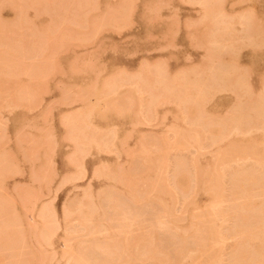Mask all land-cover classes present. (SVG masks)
Masks as SVG:
<instances>
[{
    "label": "rangeland",
    "instance_id": "374dc122",
    "mask_svg": "<svg viewBox=\"0 0 264 264\" xmlns=\"http://www.w3.org/2000/svg\"><path fill=\"white\" fill-rule=\"evenodd\" d=\"M5 0H3V1H1L0 0V3L2 4V3H4L3 5H5V6H3V5H1V11H0V17L2 18V19H4V20H6V22H4L3 20L2 21H0L1 22V25H2V22L4 23L3 24V28H1L0 30H1V32H3V31H5V32H3V33H1L0 32V42H3L5 39H2L5 35H6V33H7V36H6V38H7V40L6 41H4V42H6V43H10V41H8V38L9 37H11V40L13 41L14 40V44H16V47L15 46H13V45H11L12 47H10V48H8L7 49V47H6V45H4V48L5 49H2L3 48V45L0 43V49H1V52L3 53H1L0 52V54L3 56V59H4V56L7 54L5 51L3 52V50H6L7 52H9V51H12L11 53L9 52V54H7L8 55V57L7 56H5V57H7V58H5L4 59V61L5 60H9V59H11V60H14V61H12L11 63L13 64V65H11V63L9 62V61H7V63L9 62L10 63V65H8V64H6V61H5V64H6V70H4L2 67H0L1 69H2V71L3 72H5V74H6V76H8V77H5V75H3V76H0V141H2L3 140V142H0V145H1V150H0V152L2 153H0L2 156L0 157V159L2 158V160H3V163L2 164H4L6 161V158H7V162H6V164L8 163V164H10V163H12V167L13 168H16V169H12L13 170V173L14 174H12L11 172L12 171H10V169L9 170H7V171H10V173H11V175H10V173H8L7 172V174L4 172L3 173V175L4 174H6V176H5V179L3 178L2 179V177L3 176H0L1 178V180H0V184H1V187H3L5 190H6V195H7V193L10 195V196H12V198H13V200H11L12 198H10L8 195V198L11 200V201H14V199H15V202H14V204L13 205H15V210H17L18 211V215L17 216H20L19 218L17 217V216H15L16 218H18V219H20V221H22L21 223H22V225L21 224H19V226H20V228H18L19 226H16V227H9L10 228V230L9 231H11L13 228H14V231H15V233H16V236H17V234H18V238H21V239H25L26 240V242H27V247H28V245H29V248L30 249H28L27 251H26V249L24 250V248L21 246V245H18V244H21L18 240H20V239H18L17 240V237L16 236H14L15 235V233L13 232V235H12V233H11V235L12 236H14V237H16V240L14 241L13 239V237L11 238V235H10V233L9 234H7L9 231H6V234L7 235H10V237L9 236H6L5 237V240H4V238H3V235L5 234V232H3L2 234L3 235H0V237L2 236V238H3V240L1 239V242H0V244H1V246L0 247H4V248H0V264H10V261H11V264L13 263L14 264V261L12 262V259L11 260H8L9 258H11V257H13V256H17L18 254V256L16 257V259L18 258V259H21L22 261H23V263H25L26 261L25 260H27L28 261V263L27 264H30V261H31V259L30 258H33L34 260H32L33 262H31V264H40V261H43V260H45V259H50V258H48V257H51L52 258V256H53V253L55 252V254H56V256L54 255V259L52 258L51 260L52 261H49L48 260V262L49 263H51V264H63L64 263V261L61 259V258H59V257H61V256H63V253H66V254H64L65 256H63L64 258H67V256L69 255V253L67 254V250H69V248H71V247H73L74 249V251H73V253H74V256L75 255H77V253H75V252H78V251H80V248H82V249H84L85 251H86V249H87V251L88 250H91V251H88L89 253H91L92 252V250L94 249L92 246L93 245H96V244H101V243H104V244H110L111 243V245H117V247L119 248V249H121V250H123L124 248V252L123 253H121L120 251H119V254H122L121 256L119 255V256H116V258L112 261V264L114 263V264H156V262L158 263L159 261L158 260H160L161 262H160V264L162 263L163 264V262H164V264H224V263H227L228 262V260H230L229 258L231 257V253H233V249H235L236 248V245H237V243H238V241H240V240H238V239H246V234L244 233V234H241V235H243L242 237L243 238H241V236L240 235H236V233H235V230H236V228L239 226V225H241V218L243 217V216H253V215H255V216H257V218L255 219L254 217L255 216H253V218L255 219V220H257V219H261L262 218V215L264 216V214H262V213H260V209H258V207H257V209H255L254 210V208H256V206H259L260 207V205L262 204L261 202H263L264 203V186H261V187H263V188H261V187H257V185H254V181H249V182H251V183H249L248 185L246 184V185H244L243 186V188L245 189V191L246 192H244V190H243V188L242 189H234L233 190V188H230V183H232L231 181H230V179H232L233 177H234V175H235V173L233 174V175H231V173H233V172H235L236 171V175L235 176H237L238 175V173L240 172V171H245V169H247V168H249L250 166H251V168L250 169H252V168H256V165H255V167L253 166V164H256L255 163V159H257V158H255V157H252V158H250V156H248V153H244V155L243 154H241L240 153V155L238 154V156H234V155H232V156H222L221 154V157H219V159H217L216 160V153L215 152H218V154H219V151H217L218 149L221 151L222 150V152H223V149L222 148H224L225 147V142H229V141H231V144L234 142V143H236V139H238L239 137H242V139H244V140H242L241 141V143H238V145H239V147L242 149V150H245V152H248L249 150H250V147L252 148V144L255 146V144H254V139H255V137L258 135V134H260V135H262L263 133H261L260 132V129L258 128V126H257V128H253L254 130H252V131H249V129L247 128V130H245V126L247 127V125H245L246 124V122L244 123L243 122V124L245 125V126H243L242 124L240 125V126H243V133L245 134V133H248V138H247V136H245L244 134L241 136V135H235L236 133H234V131H232V129L235 127V126H237V124L236 123H234V125H229V127L231 128V127H233V128H231V130H230V128L228 127V129L230 130V134H228L227 135V132L225 131L224 133H223V136H222V134L221 133H219L218 134V132L216 133V131L214 132V130H216V129H220L219 128V125H218V123H221L222 121H224V120H226V119H229V116H233V115H235V116H238V114L240 113H242V111L243 112H245V114H241V115H239L238 117H240L241 118V116L242 115H244L243 117L244 118H242V119H240L241 121L242 120H244L245 119V121H247V117H249L248 116V114L249 115H251V110L253 111V113H254V109H252V104L254 105V103H252V101H254L255 102V100H253V99H256V98H258L257 97V92L255 93V88L254 89H251L250 88V86L248 85V87H249V89L246 87V86H244L242 89L240 88V90H238V89H235L234 91H236L235 93L237 94H239L240 96H234V92H231V94H229L230 92V90H228L229 88H224L223 89V91L225 90V91H228L226 94H225V91H224V94L223 93H218V92H222V90H219V91H211V93H214L215 94V98H216V100L218 99V101H217V104H215V111L213 112H211V110H210V112H207V110L205 109H203L204 110V112H202V113H205L204 114V118L202 117V119L203 120H201V116H199L198 114H200L201 112L200 111H203V110H197L198 112H195V114H193V110L192 109H190V107L189 106H191V104H189L188 106H185L184 104V106H185V108H182L183 107V105H181L180 103H174V100H177V102L179 101V99H182V103H184V101H185V99L186 98H190V99H192V98H195V99H197L200 95H199V93H197V88H196V90H195V92H194V94L193 95H191V96H189L188 94H184L183 96L185 97V99H184V97H179V95L177 96V97H175V95L173 94V92L175 91L176 92V86H174V85H177V84H182V82H183V84H185V81H187V78H186V76H188V78H191V77H193L192 75H194V77L193 78H195V79H198V78H200V79H198V80H200V82H202L201 80H203L204 82L203 83H205V80L204 79H209V78H205L206 76L207 77H209V75L208 74H210V72H212V69L214 68V67H211V66H213L212 64H214V66L216 65V68L218 69V66H219V68H224V66H222V64L220 63V62H218V59H214V58H207L206 57V55L208 54V48H210V49H213L214 47H216V45L218 46V44H220L218 47L219 48H223L224 47V45H223V43L221 44L220 43V41H219V43L218 44H209V43H207V39L205 38V40H204V37H206V34H205V31L207 30V28H203V23H202V21L200 22V19L198 20V18H199V11H198V8H201V6H195L196 7V10H197V12L195 11V10H191V11H187L186 9H189L188 7H185L186 6V3L184 4L183 2L182 3H180V1L179 0H136V1H133V2H131L132 3V5H133V8L135 7V9H134V15H137V16H139V20H136V18L134 19V17L132 16L130 19H132L131 21L133 22L134 21V23H132L130 26L131 27H129L128 26V28L126 27V28H124V29H122L121 31L120 30H115V28L112 30V28H110L108 31H106V32H104L103 30H105V29H107V28H105V29H102V30H98L97 31V28H96V30H94L95 29V27H97L96 25L94 26V24H99V21L101 22L102 21V19H106L107 17H110V16H108V15H110L111 14V12H110V14H106L107 16L104 18L103 16H105V13L106 12H108L109 10L110 11H113V9H115V14H116V12H117V10H119V8L117 9V7H121L120 5L121 4H123V2H125V3H127V1H123V0H118V2H119V4H118V2H117V0H97L98 1V4H96V6L98 5V9H96V10H98V11H96L95 10V8H94V12L92 11L91 12V6L89 5V4H92L93 5V3H94V1H92V0H87V1H89V3L85 0H83V3L82 2H80V0L78 1V0H67V1H65V0H62V1H65V2H62L61 0H60V2L58 3V1L59 0H50V2L52 1L53 3H52V5L50 6V5H48V3H49V0H45V1H48L47 3H43L42 4V0H13V1H11V4L12 5H9L8 4V2L6 3V1L4 2ZM7 1H9V0H7ZM9 1V2H10ZM16 1V2H15ZM17 1H20V2H17ZM29 1V2H28ZM33 1L34 3H37L36 1H38V6L40 5V6H42V8L39 6H37V8H35V4L34 3H31V2ZM44 1V2H45ZM54 1H56L55 3H57V5L54 3ZM78 1V2H77ZM82 1V0H81ZM123 1V2H122ZM162 1H163V3H162ZM165 1H166V4L167 5H170V6H168V7H166V4H165ZM195 1V0H194ZM197 1V3L196 4H198V1H199V3H201V1L200 0H196ZM239 1H241V3H243V0H239ZM239 1H238V3H239ZM23 2V3H22ZM76 2V3H75ZM87 2V3H86ZM91 2V3H90ZM96 2V1H95ZM234 2L236 3L237 1L236 0H233V4H234ZM30 3L34 6H31L30 5ZM61 3H63L62 5H61ZM82 3V4H81ZM105 3V4H104ZM107 3V4H106ZM111 3V4H110ZM203 3V2H202ZM6 4H8L9 5V7L8 6H6ZM24 4H26V5H24ZM28 4V5H27ZM65 4V5H64ZM77 4V5H76ZM84 4H86L85 6H84ZM89 6H88V5ZM115 4V5H114ZM149 4V5H148ZM159 5V7H160V9L158 10V6H156V5ZM161 4H163L164 6V8L162 7L161 8ZM195 4V5H196ZM220 3H218L217 5L219 6L218 7V9H216V12L214 11V16H212V17H214V19L213 20H211V22L213 21V22H216V21H214L215 19L218 21L219 19H217V18H220L221 16H222V13H223V11L222 10H220V7H221V5H219ZM16 5V6H15ZM32 7H30V6ZM54 5H56L57 7H59L58 9H52L51 7H53V8H57L56 6L54 7ZM65 6V8L63 7V9H61V7L60 6ZM71 5V6H70ZM112 5V6H111ZM118 5V6H117ZM144 5V6H143ZM175 5H177L178 7H181V8H174L173 6H175ZM199 5V4H198ZM201 5V4H200ZM11 6H12V8H11ZM18 6V7H17ZM28 6H29V8H28ZM43 6H44V9H43ZM47 6H48V8L50 7V13L52 12V10H53V12L54 13H49V12H47V11H49V10H47ZM72 6H74L75 8H76V6L79 8L78 10H77V13H76V10H72V8L74 9V7H72ZM95 6V5H94ZM93 6V7H94ZM107 6H111L113 9L111 10L109 7H108V11H106L107 10ZM116 7V8H114V7ZM123 6V5H122ZM146 6H148L147 8H145ZM3 7V8H2ZM6 7V8H5ZM17 7V8H16ZM26 7V8H25ZM166 7V8H165ZM9 8L11 9V10H9ZM28 8V9H27ZM35 8V9H34ZM40 8L42 9L41 10V12H43V10H45L46 12L45 13H41V12H39L40 11ZM46 8V9H45ZM71 8V9H70ZM88 8H89V10H88ZM150 8H151V10H150ZM154 8V9H153ZM157 8V9H156ZM17 9V10H16ZM22 10V9H24V11H26V10H28V12L26 13V12H24V11H21V13L19 14L20 16H16V13L17 12H19V10ZM32 9V10H31ZM59 9H60V11H59ZM171 9V10H170ZM174 9H176L177 10V12L176 11H173ZM183 9H185V10H183ZM15 12H14V11ZM63 10V12H61ZM81 10V11H80ZM87 10V12L85 13V11ZM106 12H105V11ZM144 10H146V11H144ZM149 10V12H148V14H152L153 12L155 13V14H152V15H147L146 13H147V11ZM219 10H220V12H219ZM58 11V12H57ZM65 11V12H64ZM71 11V12H70ZM74 11V12H73ZM79 11H80V13H82V18H87V16H86V14L88 15V12H89V14L91 13L92 15L91 16H89V18H91L92 16V18H93V23H94V21L99 17V13L101 12V11H104V15H102V16H100L98 19H99V21L98 20H96V21H98L97 23H94L92 26H94V29H93V27L91 26V20L92 19H90V21L88 22V24L87 25H84V24H86L85 22H87V20L86 19H83L84 21H82V18H79V19H81V21H82V24H79L80 22L77 20V17L79 16V15H81V14H78L79 13ZM84 11V12H83ZM121 11V10H120ZM144 11V12H143ZM159 11V12H158ZM14 12V13H13ZM37 12V13H36ZM60 12V13H59ZM69 12V13H68ZM95 12H98V13H96V16H98V17H95ZM172 12H173V14L175 13L176 15H178L177 17H176V15L174 16L173 14H172ZM217 12H219L218 14H215V13H217ZM24 13V14H23ZM32 13H36L37 15H35V14H33V16L35 15V16H37L38 18H37V20H35L36 18H34V20H32L33 22H31L30 20H31V18L33 19V17H32ZM49 15H48V14ZM58 13H59V15H58ZM75 13V14H74ZM94 13V14H93ZM118 13V12H117ZM157 13V14H156ZM160 13V14H159ZM243 13V12H242ZM21 14H23L22 15V17H21ZM26 14V19H24L23 18V16ZM47 16H46V15ZM58 15V17H57V15ZM60 14H62L61 16H60ZM71 14V15H70ZM73 14V15H72ZM103 14V13H102ZM146 14V15H145ZM172 16H171V15ZM236 14H238V15H236ZM235 14V17L233 16V20L231 21L230 20V18L229 19H227L229 16H226L227 18L226 19H224L225 17H222V21H224V22H227V20H230L229 22H228V25H229V23L232 25V24H235V22H238L239 23V21H235V20H237V19H239V17H240V14H241V12H237ZM41 15V17H39ZM50 15H51V18H53V16L55 17L56 16V18H53V19H50L49 17H50ZM75 15V16H74ZM101 15V14H100ZM112 15V14H111ZM119 15V14H118ZM155 15H159L160 16V18H159V16H154ZM168 15H170V17H168ZM223 15H224V13H223ZM5 16H7V17H5ZM27 16L29 17V19L27 18ZM12 17V18H11ZM13 17H14V19H13ZM19 17H21V20L22 21H20V18ZM31 17V18H30ZM62 17V18H61ZM64 17V18H63ZM76 17V18H75ZM81 17V16H80ZM102 17V18H101ZM149 17V18H148ZM152 18V20L154 21V22H152L151 23V21L152 20H148V19H151ZM165 17V18H164ZM173 19H172V18ZM187 17H189L188 19H187ZM192 17V18H191ZM195 17V18H194ZM7 18H10V19H8L7 20ZM19 18V19H18ZM73 18V19H72ZM100 18H101V20H100ZM146 18H147V20H146ZM156 18H158V19H156ZM179 19V21H178V19ZM237 18V19H236ZM24 19V20H23ZM45 19H46V21H49V22H46L45 21ZM49 19V20H48ZM64 19H66L67 20V22H66V20H64ZM167 19V20H166ZM186 19V20H185ZM192 19H194V20H192ZM12 21V22H10V23H8V21ZM16 20H18V21H16ZM52 20V21H51ZM53 20H55V23L57 22V20L59 21V24H61V25H59L58 23L57 24H54V23H52V22H54ZM63 20V21H62ZM71 20V21H70ZM75 20H77V22H75V23H72V22H74ZM171 20V21H170ZM20 21V22H19ZM38 21V22H37ZM61 21H62V23H61ZM64 21H65V23H64ZM68 21H70V22H68ZM95 21V22H96ZM149 21V22H148ZM173 21H175V22H173ZM178 21V22H177ZM199 21V22H198ZM235 21V22H234ZM18 22V23H17ZM22 22V23H21ZM23 22H24V24L25 25H23ZM147 22H148V24H147ZM165 22V23H164ZM183 22H184V24H183ZM196 22V23H195ZM205 23H204V25H208V23L206 22V21H204ZM219 22V21H218ZM6 23V24H5ZM28 23H29V25L31 26V28H32V26L34 27L35 25L36 26H38V23H40V27H38L40 30H38V28H36V26L34 27V28H36V33H38L39 34V32H41V31H43V32H41L39 35H45L46 36V34H47V39L46 38H44V44L42 43V45H46V44H48V42L45 44V42L46 41H51V42H53L52 43V45H54V41H55V44L56 45H54L53 47H52V45L51 44H48L47 46L49 47V49H50V47H52L51 48V50H49L50 52H52L53 50V48H55V47H60L62 44L61 43H64V41L66 40V37H64V35L62 34V32L63 33H66V32H68V34L67 35H69L70 37H71V35H72V33L70 32V31H72L73 32V29H74V27H71L72 25H69V24H78V29L80 30V29H86V28H84V27H87L88 26V30L89 31H96L95 32V38H97L96 40H95V38L93 39V36H91V35H89L88 34V37L89 36H91L90 37V42L89 43H91V45H89L88 43H87V46H85L86 45V42L85 43H83L82 45H81V43L79 44V45H81L80 46V48L78 47L77 48V46L76 45H78L77 43L79 42V41H77L76 43L74 42L75 40H73V42L70 40V39H73V37L75 36V33H76V36H77V33L79 32V33H81L82 32V30L81 31H78L77 32V30H75L73 33V37L72 38H68V36H67V39L68 40H70V42H67V40H66V43H64L65 45L67 44V48L65 47V45H64V48H66V51H64V53H60L59 55H57V56H54V57H57V59H55L53 56V59H51V60H47L48 62H49V64H47L48 62H46L45 64H44V62H42V61H40V60H42V58L40 59V57H42V56H40V54L42 55V53H39V52H44L45 50L47 51V53H49L50 54V52L47 50V46H40V49H41V51H39V52H37V53H35V51L34 50H36V49H39V48H34V50H32L31 49V46H30V43H31V45H37L38 46V44L37 43H40V42H38V40H43L42 39V37H38V38H36V37H33L32 36V34L33 33H31L29 30H30V28L28 29ZM34 23H35V25H34ZM46 23H48L47 25H50V24H53L54 26H55V28L57 29V31H59V29L57 28L58 26H56V25H59V27H60V32H58L55 36H53V37H55V38H53L52 37V34H49L50 32L49 31H51V30H53L54 31V27L53 26H51V28H48V32H44L45 30L44 29H42L43 27H45L44 26V24H46ZM84 23V24H83ZM157 23H159V24H157ZM171 23H172V25H171ZM178 25H177V24ZM207 23V24H206ZM19 24H20V26H19ZM22 24V25H21ZM63 24V25H62ZM101 24V23H100ZM99 24V25H100ZM170 24V25H169ZM225 24V23H224ZM224 24H219V26H222L221 28H223V27H231V25H227V26H225ZM0 25V26H1ZM9 25V26H8ZM18 25V26H17ZM27 25V26H26ZM83 25V26H82ZM187 25V26H186ZM192 25V27H190ZM235 25H237V24H235ZM235 25H232V28L233 29H235V31H236V29H237V26H235ZM5 26V27H4ZM41 26H42V28H41ZM66 26V27H65ZM81 26V27H80ZM155 26V27H154ZM175 26H177V27H175ZM8 27V28H7ZM26 29H25V28ZM46 27H48V26H46ZM72 28V30H69L68 28ZM91 27V28H90ZM170 27V28H169ZM190 27V28H189ZM240 27H242V26H240ZM7 29V30H4V29ZM20 28H22V29H20ZM175 28H176V30L178 31L177 33H176V30H175ZM178 28V29H177ZM189 28V29H188ZM239 28V27H238ZM55 29V30H56ZM67 29H68V31H67ZM91 29V30H90ZM166 29V30H165ZM168 29H170V31H167ZM231 29V28H230ZM232 29V30H233ZM240 29V30H239ZM239 29H237L238 31H241L242 29H243V27H242V29L241 28H239ZM21 30V31H20ZM64 30V31H63ZM189 30V31H188ZM199 30V31H198ZM22 31H24V32H22ZM27 31H29L28 33H27ZM31 31H33L32 29H31ZM38 31V32H37ZM86 31V30H85ZM168 33H167V32ZM175 31V32H174ZM198 31V33L196 34V32ZM202 31V32H201ZM222 31V30H221ZM224 31H225V29H224ZM223 31V32H224ZM19 32L20 33H22L21 34V36L19 35ZM33 32H35V31H33ZM97 32H101V34H99L98 35V33ZM116 32H120V34L119 33H116ZM188 32V33H187ZM192 32V33H191ZM200 32V33H199ZM60 33V34H59ZM70 33V34H69ZM147 33H149V34H147ZM161 35H163L164 36V38H162L163 36H160V34ZM190 33V34H189ZM240 33V32H239ZM238 32L236 33V32H234V35H233V37H232V42H233V40H235V45H239V43H241V41L242 40H238V39H241V36L240 35H242L241 33L239 34ZM38 34H36V35H38ZM55 33H53V35H54ZM63 35V37H62V35ZM90 34H93L92 32L90 33ZM117 34V35H116ZM165 34V35H164ZM168 34V35H167ZM169 34H170V36H169ZM171 34H173V36L171 35ZM194 34V35H193ZM35 35V34H34ZM38 35V36H39ZM51 35V36H50ZM60 35H61V37L64 39V41L62 40V42L58 45V41H56V38H58L60 41H61V37H60ZM153 36V38H152V40H151V37ZM157 37H156V36ZM189 35V36H188ZM21 37V39H20V37ZM49 36V37H48ZM85 35H83L82 37H84ZM96 36H98V37H96ZM126 36V37H125ZM127 36H129V38L127 37ZM151 36V37H150ZM166 36H169V37H166ZM175 36V37H174ZM198 36H200V38H198ZM53 38L52 40H54V41H52L51 39L50 40H48V38ZM77 37H79L80 38V35L78 34V36ZM87 37V36H86ZM104 37H105V39H104ZM108 39H107V38ZM147 37V38H146ZM154 37L156 38V39H154ZM159 37H161V38H159ZM166 37V38H165ZM5 38V37H4ZM33 38V39H32ZM78 38V39H79ZM93 39V41H92V39ZM102 38H103V40H102ZM122 38V40H120ZM150 38V39H149ZM158 38L160 39V41L158 40ZM188 38V39H187ZM3 41H2V40ZM57 39V40H58ZM161 39H163V40H161ZM169 41H168V40ZM172 39V40H171ZM174 39V40H173ZM237 39V40H236ZM10 40V39H9ZM36 40H37V43H32V42H36ZM167 40V41H166ZM181 40H185L186 41V54H183V56H184V58H183V56H182V60H180L177 64H176V66H175V69H174V71H176L178 68V70H180V72L177 70L176 71V73H178V75L176 76V77H174L173 78V80H172V76L171 75H168V74H166V72H163L164 74H166V76L165 77H167V81H172V82H166V80H164L163 81V79L161 78L162 77V73H158L159 75H157L156 74V72L155 71H157V72H160L159 71V69L160 68H158L157 66V70H155L154 72H153V70L155 69V68H153L152 67V71H149V73H147L146 72V70L148 71V70H150V68L148 69L147 68V66L148 65H150V66H148V67H151V64L152 65H154L155 64V62H156V60L155 61H153V63H152V59H153V56L155 57V59H156V57H157V59L161 62V60H160V58H161V56H163V55H166V54H168V52L170 53V52H172V51H175V49H176V45H177V43L179 42V41H181ZM11 41V43L10 44H12L13 42ZM99 41H103V42H101V45H100V43H99ZM173 41V42H172ZM3 42V43H4ZM18 42H20V44L18 43ZM24 42V43H23ZM29 42V44H26V43H28ZM51 42H49V43H51ZM92 42H94L93 43V45H92ZM170 42H172V43H170ZM189 42V43H188ZM40 43V44H41ZM70 43V44H69ZM98 45H97V44ZM168 43V45H166ZM188 43V44H187ZM201 43V44H200ZM8 44H7V46H8ZM19 44V45H18ZM28 46V47H26V46ZM76 46V48H75V46ZM89 45V46H88ZM113 45H114V47H113ZM159 45H160V47L161 48H159ZM175 48H173L172 46ZM205 45V46H204ZM212 45V47H210ZM222 45V46H221ZM70 46V47H69ZM73 46V47H72ZM96 46V47H95ZM98 46V47H97ZM100 46V47H99ZM109 46V48H107ZM167 46H169L168 48H167ZM200 48H199V47ZM204 46V47H203ZM15 47V48H14ZM28 49V51L27 52H29V54H28V60L26 59L27 58V55H26V51H24V50H27L26 48ZM32 47H34V46H32ZM39 47V46H38ZM59 47L58 48H56V50H58L59 49ZM82 47H84V48H82ZM95 47V48H94ZM104 47H105V52H103L104 50ZM195 47V48H194ZM218 47H216V48H218ZM12 48H14V49H16V48H19L18 50H20V51H18V52H15V53H17V55H16V57H19V58H21V57H23L24 56V54L26 55L25 56V58L23 57V59L21 60V59H17V58H13L12 59V53H13V55H14V52L13 51H15V50H11ZM46 48V49H45ZM62 48V47H61ZM93 50H92V49ZM98 48V49H97ZM110 48H113V49H111L110 50ZM115 48V49H114ZM161 49V51H159V49L158 50H155V49ZM164 48H166V49H164ZM173 48V49H172ZM189 48V49H188ZM192 48V49H191ZM202 48V49H201ZM10 49V50H9ZM24 51V53H23V51ZM32 50V52H31V50ZM43 49H45V50H43ZM71 49V50H70ZM91 51H90V50ZM108 49V50H107ZM152 49V50H151ZM172 49V50H171ZM196 49H198V52H196L197 50ZM203 50V51H201V50ZM248 49H250V50H248ZM9 50V51H8ZM55 49H54V51H56ZM62 50V49H61ZM61 50H59L60 52H61ZM72 50L74 51L73 53H72ZM86 50V51H85ZM88 50V51H87ZM151 50V51H150ZM154 50V51H153ZM171 50V51H170ZM196 50V51H195ZM206 50V53L204 52ZM38 51V50H37ZM59 51H57L58 53H59ZM83 51V52H82ZM189 51V52H188ZM32 54H38L40 57L39 58H37L36 59V55H35V58H34V55L32 56V55H30L31 53ZM66 52V53H65ZM80 52V53H79ZM95 52V53H94ZM96 52H98L97 54H96ZM114 52V53H113ZM124 52H127V53H129L130 52V54L132 53V52H134L133 53V55H130L129 54V56L131 57V59H132V63L131 64H129V65H125V66H122V65H119V64H117V67H116V65H115V67L113 66L112 67V69L110 70V71H108V73L105 75V74H103V72L101 73V71H100V74H98V75H94L95 74V72H97L96 70H98V69H100L104 64H106V57L107 56H112L113 58H120V57H125L124 55H123V53ZM195 52V53H194ZM247 52V53H246ZM6 53V54H5ZM44 53H46V52H44ZM43 53V55L45 56V54ZM53 53V52H52ZM58 53H55V54H58ZM75 53V54H74ZM79 53V54H78ZM87 53L89 54V55H87ZM145 53H146V55H145ZM165 53V54H164ZM247 54L246 56L247 57H249V55H251V47H248L247 49H246V51H244V54ZM20 54V55H19ZM49 54H47V55H49ZM93 55V56H90V55ZM148 54V55H147ZM201 56H200V55ZM205 54V55H204ZM0 55V56H1ZM10 55H11V57H10ZM19 55V56H18ZM46 55V56H47ZM52 55V54H51ZM76 55H78V57L76 56ZM188 55V56H187ZM21 56V57H20ZM30 56L33 58V59H29L30 58ZM45 56V57H46ZM85 56V57H84ZM96 56H97V58H96ZM185 56H187V58L188 59H190V57H192L191 59H190V61L188 62H186L185 61ZM190 56V57H189ZM196 56V57H195ZM199 56V57H198ZM44 57V58H45ZM48 57V56H47ZM49 57H51L50 55H49ZM49 57H48V59H49ZM74 57V58H73ZM76 57V58H75ZM91 57V58H90ZM202 57L205 59V60H203L202 59ZM70 58H72V60L70 59ZM78 58V59H77ZM89 58V59H88ZM93 58H95V59H93ZM148 59V62H149V64L148 65H146V68L147 69H144V67L143 66H141V64H147V60H146V62L143 60V62L142 63H140V68H138V66H139V64H138V62H140V61H142V60H140V59ZM149 58H150V61H149ZM26 60L27 62H29V63H31V64H29V66L30 65H34L33 66V69H35L36 68V66L37 65H39L38 67H39V70H38V68L37 69H35L36 71L38 70V72H37V74H38V76L36 77V75H35V78L33 77L34 76V74H30L31 72H32V68H31V70H28V71H30V72H26V67L28 66V65H26V64H28L26 61H23V60ZM36 59V60H35ZM40 59V60H39ZM72 61H70V60ZM74 59V60H73ZM184 59V60H183ZM199 59V60H198ZM0 60H1V58H0ZM15 60H17V61H15ZM52 60H54V61H57V63L58 64H56V62L54 63V61H52ZM89 60V61H88ZM94 60V61H93ZM140 60V61H139ZM163 60V59H162ZM212 60H214L213 62H212ZM216 60V61H215ZM2 61V63H3V60H1ZM39 61V62H38ZM43 61H44V59H43ZM87 61H88V66H87ZM96 61V62H95ZM158 61V62H159ZM164 62H165V59L163 60ZM183 61V62H182ZM184 61H185V64H184ZM203 61V62H202ZM206 61V62H205ZM208 61H209V64H208ZM17 63V66H16V63ZM19 62V63H18ZM40 62H42V63H40ZM50 62H51V64H50ZM68 62V63H67ZM69 62H71L70 64H69ZM75 62V63H74ZM77 62V63H76ZM85 62V63H84ZM90 62V63H89ZM94 62V63H93ZM158 62H156V63H158ZM164 62H162L161 64H162V67H163V63ZM212 62V63H211ZM1 62H0V64H2ZM38 63H40V64H38ZM54 63V65H52ZM79 63H81V65H79ZM100 63H102L101 65L102 66H98V64H100ZM194 63H195V65H194ZM197 63L200 65H198V66H196L197 65ZM4 64V63H3ZM41 64H43V65H41ZM60 64V65H59ZM74 65V64H76V65H74V67H72L71 65ZM90 64H91V67H89L90 66ZM189 64V66H187ZM196 66L195 67V73L193 74V72H194V66ZM211 64V65H210ZM217 64H219V65H217ZM36 65V66H35ZM41 65V66H40ZM48 65V66H47ZM52 65V66H51ZM55 65L57 66V69H56V67H55ZM96 67V68H94V66ZM156 65V64H155ZM155 65H154V67H155ZM159 65V64H158ZM3 66V65H2ZM9 66V69L7 68ZM14 68H13V67ZM20 66V67H19ZM32 66H30V67H32ZM45 66H47V67H45ZM58 66H60V69H63L62 71V73L60 72V69L58 70ZM67 66H68V68L69 69H72V68H74V70L72 71V70H70L72 73L75 71V72H79L80 71V69H81V67H84L83 69H86V71L85 70H83V69H81L82 71H81V73H78V74H76L75 72V74H72V73H70L69 72V69H67ZM118 66H119V70L120 71H124L123 73L122 72H120L119 73V71H118ZM132 66H134V67H132ZM161 65H159V67H160ZM183 66L185 67V69H183ZM191 66L193 67V68H191ZM4 67V66H3ZM10 67L13 69V71H15V74H13V71H12V73L10 74V72H11V69H10ZM15 67H17V68H20V69H18L17 71L19 72L20 70H21V72H19L18 74H22L23 72H25L24 74H26L25 76L26 77H28V78H26L25 76L23 77L21 74V77H16V74H17V72H16V69H15ZM22 67H24V68H22ZM30 67H29V69H30ZM42 67V68H41ZM49 67H51L52 69H50ZM54 67V68H53ZM71 67V68H70ZM205 67V68H204ZM45 68L46 69H50V70H46L47 71V74H44V70H45ZM92 69V71H94V72H92L91 73V69ZM130 68V69H129ZM137 68V69H136ZM204 68V70L206 71V73H204L205 71L204 70H202ZM207 68V69H206ZM209 68L211 69V70H209ZM23 69H26L25 71H23ZM44 69V70H43ZM127 69H128V71H127ZM139 69H142V70H139ZM164 69V68H163ZM192 71H191V70ZM198 69H200V70H198ZM215 69V68H214ZM9 70H10V72H9ZM34 70V71H35ZM43 70V71H42ZM54 70H58L59 72V74H56L57 72L55 71V73H54ZM115 70V71H114ZM161 70V69H160ZM184 70H189V73H188V71H184ZM1 70H0V73H3ZM6 71L7 72H9V73H6ZM41 71H42V73H41ZM50 72V74H53L54 75V77H53V75H49V72ZM51 71H53L52 73H51ZM85 71V73H83ZM133 71V72H132ZM137 71V72H136ZM143 71H145V72H143ZM182 71V72H181ZM198 71H201L200 73H198L197 74V72ZM209 71V72H208ZM214 71V70H213ZM127 72H128V74H127ZM185 72H187V74L185 75V79L186 80H184V79H182L181 77H182V74L183 73H185ZM190 72H192L191 74L192 75H190ZM42 74V76H45V75H48V76H50L49 78H42V80L41 79H39L38 77H40V74ZM46 73V72H45ZM65 73V76L63 75ZM98 73V72H97ZM96 73V74H97ZM118 73H119V75H120V77H119V75H118ZM121 73H122V75H123V79H124V82L126 81V79H127V77L125 76V75H127V76H129L128 77V80H129V78H130V80H132V81H128L127 80V82H122V84H121V80H122V75H121ZM136 73L138 74L139 73V76L138 75H136ZM175 73V72H174ZM173 73V74H174ZM175 73V74H176ZM180 73H182V74H180ZM28 74V75H27ZM44 74V75H43ZM62 74V75H61ZM130 74H133V75H135V78L134 77H132ZM180 74V75H179ZM199 74H201V77H200V75ZM14 76L16 79H14V80H11V79H13V78H11V79H9V76ZM29 75H31V76H29ZM118 76L117 78H115L116 76ZM206 75V76H205ZM264 74H262L261 75V78H262V80L263 81H259V84H258V86L260 85V83L261 82H264V76H263ZM113 78V81L111 80L112 78ZM115 76V77H114ZM136 76H137V78L140 80V82H138V84L140 83L141 84V82H143V84H141V85H143V86H141V87H143L142 88V90L143 91H145V93L143 94L142 93V90L140 91V90H137V89H135L136 87H135V85L136 84H132L131 82H133L134 83V81L136 80ZM157 76V77H156ZM158 76H161L160 78L158 77ZM184 76V75H183ZM196 76V77H195ZM263 76V77H262ZM34 78V80L33 79H31V78ZM47 77V76H46ZM96 77H98V78H96ZM109 78L108 79V81L109 80H111V81H109V83H108V81L107 82H105L104 83V85L105 84H110V83H112V82H114L115 84H116V88L115 89H117V90H115L114 88V90H115V93H113L112 95H111V93L112 92H114V90L111 92V90L109 91V89L110 88H112V87H110L109 85L108 86H104V87H102L100 90H99V88H98V86H100V84L98 85V83H100V82H104V78H105V81H106V79L107 78ZM140 77V78H139ZM141 77H142V79H144V77H145V82L144 81H142L141 80ZM164 77V78H165ZM169 77L171 78L170 80H169ZM179 77L181 78V79H179ZM20 79L19 80V82L17 81L18 79ZM37 78V79H36ZM69 78V79H68ZM93 78H95L96 80V85L94 84L95 82H94V80H93ZM121 79L118 83H116L115 82V79ZM134 78V79H133ZM26 79H30V80H27L28 82H27V84H28V86L29 87H27V90H28V93H31V94H27V92H26V94L28 95H25V88H26V86H24V84L26 85V83H24L25 81H26ZM78 79H82L83 80V85H80V88L81 89H84V90H82L81 92H80V88H79V84H78V82H79V80ZM158 79V80H157ZM179 80V81H177V80ZM40 80V81H39ZM57 80H58V82H57ZM89 80V81H88ZM93 80V82H92V85H91V87L93 86V84L95 85V91H94V89H92L91 91H89L91 88L90 87H88V85H90L91 84V81ZM161 80V81H160ZM183 80V81H182ZM189 80V79H188ZM10 81H12V82H10ZM14 81L15 82H17V83H14ZM21 81H24V82H21ZM60 81V82H59ZM155 81H158V82H155ZM81 82V81H80ZM163 82H166V84L164 85L163 84ZM174 82H176V83H174ZM228 82H233V78H231V79H229V81ZM20 83H23V86H21V84ZM131 83V84H130ZM144 83H145V85H144ZM151 85V87H149V89H148V85ZM168 83V84H167ZM172 83H173V85H172ZM187 83V82H186ZM206 83L208 84V81H206ZM205 83V84H206ZM248 83H249V81H248ZM17 84H20L19 85V87L21 86V88H19V90H21V89H23V93H24V95L23 96H25V98L27 97H29V99H30V95H32V93H33V90H35V92L37 93H39V94H36V93H33L35 96H37L36 97V99L38 100V98L40 99V100H38V103H39V101H40V104H33V105H37V106H33V110L31 109V101H34V103H35V97H34V99L35 100H29L31 103L29 104V101L27 102V100H26V102L29 104V106L28 107H26L27 105L25 104V98H24V101L23 102H21L22 100V98H20L22 95H21V91H19V92H21L20 94H19V98H20V102L21 103H24V105H22L20 102L18 103V104H21L22 105V107H26L27 109H29V107H30V110H28L27 111V109H26V111H25V109H22V107H19V105H17V101H15L16 99H18V97L15 99L14 98V96L16 97L17 95V93H18V91H16V89H18V87L16 86L15 87V85H17ZM69 84V85H68ZM71 84H72V86H71ZM77 85V87L79 88V89H77L74 85ZM124 85V88H122L123 86H121V85ZM136 85V86H139V85ZM160 84H163V86H165V87H163L162 85H160ZM202 84V83H201ZM204 84V85H205ZM250 84V83H249ZM263 84V83H262ZM98 85V86H97ZM126 85V86H125ZM147 85V86H146ZM172 85V86H171ZM70 86V87H69ZM83 86H84V88H83ZM115 86V85H114ZM118 86H120V88L118 89ZM157 88H156V87ZM23 87V88H22ZM48 87V89H46ZM73 87H75V89H73ZM87 87L88 88H90V89H87ZM126 87V88H125ZM140 87V86H139ZM146 87V88H145ZM170 88V89H168V88ZM175 87V88H174ZM185 87H187L186 85H185ZM190 87V86H189ZM14 88H15V90H14ZM28 88H30V89H33V90H31L30 91V89H28ZM122 88V89H121ZM153 88V89H152ZM155 88H156V90H155ZM161 88H164V90H160ZM167 88V89H166ZM184 88V87H183ZM245 88H247L246 89V93L243 91V92H241V94H240V92H237V91H241V90H245ZM14 90V94L15 95H13V90ZM42 89H44V90H46V91H44V92H42V93H45V94H42L41 93V91H43ZM108 89V90H107ZM131 89V90H130ZM133 89H135V90H133ZM139 89V88H138ZM151 89V91H149L148 93H147V91L148 90H150ZM172 89L174 90L172 93L170 92V91H172ZM195 89V88H194ZM251 89V90H250ZM48 90V91H47ZM79 90V91H78ZM126 90H127V92H126ZM135 91V92H133V91ZM168 90H170V91H168ZM177 90H178V88H177ZM181 90V89H180ZM248 90L251 92V94H253V95H251L250 94V92H249V94H250V96L248 95ZM15 91L17 92V93H15ZM30 91V92H29ZM78 91V92H77ZM84 91V92H83ZM125 91V92H124ZM128 91H129V93H128ZM133 92V94H132V97H134V99H132V97H131V99L132 100H134V102H133V104L134 105H132L131 104V102H130V99L129 100H126L127 99V97H124V96H127L128 94L131 96V92ZM138 91H140L141 93H139ZM48 92V93H47ZM89 92H92L93 93V96H92V94L90 93L89 94ZM103 92V93H102ZM108 92H111L110 93V96H109V93ZM162 92V93H161ZM165 92L167 93V94H169V93H171L175 98H172L173 96H171L170 94L168 95V97L169 96H171V98L169 97V98H167V94H165ZM41 93V94H40ZM79 93V94H78ZM88 93V94H87ZM118 94V96L117 95H114V94ZM134 93H137V94H134ZM138 93H139V95H138ZM149 93H152V95L151 94H149ZM178 93V92H177ZM195 93H197V94H195ZM233 93V94H232ZM243 93L244 94H246V95H244L243 96ZM85 96H84V95ZM99 94V95H98ZM103 94V95H102ZM120 94H122V95H120ZM142 94V95H141ZM164 94V95H163ZM179 94V93H178ZM237 94V95H238ZM38 95H40V96H38ZM84 97H83V96ZM101 95H102V97H101ZM114 95V96H113ZM162 95V96H161ZM217 95H219V96H217ZM241 95H242V97L243 98H239V97H241ZM247 95H248V97H249V99H250V97H251V99L249 100L248 98H247ZM80 96H81V98H80ZM90 96H92L91 98H89L88 99V97H90ZM98 96V97H97ZM106 96V97H105ZM130 96H129V98H130ZM151 96V97H150ZM155 97V99L157 98L158 100H156L158 103H159V105H158V103H156V101H154L156 104H157V107H159L160 106V103H161V106L159 107V108H157L156 107V105H154V102H153V107H151L152 106V104L150 105L149 103H152V102H149V101H152V100H154V98H152V97ZM159 96V97H158ZM189 96V97H188ZM196 96H198L197 98H196ZM228 98H227V97ZM41 97H42V99H41ZM73 97H74V99H73ZM136 97V98H135ZM144 97V98H143ZM179 97V98H178ZM221 97V98H220ZM223 97V98H222ZM231 97V98H230ZM235 97V98H234ZM254 97V98H253ZM31 98L33 99V97L31 96ZM79 98V99H78ZM125 99L124 101H126V105H128V106H125V108H126V111H125V108H124V104H125V102L122 100V99ZM152 99V100H149V99ZM176 98H178V99H176ZM230 98V99H229ZM14 99V100H13ZM84 99V100H83ZM85 99H87V100H85ZM100 99V100H99ZM116 100V102L114 101V100ZM165 99V100H164ZM172 99H174V100H172ZM190 99H188V100H190ZM194 99V100H195ZM236 99V100H235ZM73 100V101H72ZM79 100V101H78ZM113 100V101H112ZM131 100V101H132ZM149 100V101H148ZM184 100V101H183ZM188 100H186L187 102H190V101H188ZM193 100V99H192ZM222 100V102H221V104H219L220 103V101ZM223 100H225V102H226V100H227V102L226 103H224V101ZM15 101V102H14ZM42 101V102H41ZM76 101V102H75ZM111 101V102H110ZM148 103H147V102ZM181 101V100H180ZM228 101H231V102H228ZM242 103H241V102ZM11 102H13L12 104H11ZM37 102V101H36ZM70 102V103H69ZM108 102V103H107ZM129 102V103H128ZM141 102H142V104H141ZM170 102V103H169ZM236 102V103H235ZM238 102V103H237ZM240 102V103H239ZM67 103H69V105L67 104ZM93 103V104H92ZM104 103V104H103ZM105 103L106 104H110V103H112V104H115L114 106H118L117 108L119 109V114H121L122 113V115L120 116V117H122V116H127V118L128 119H124V118H122L123 120L121 121L123 124H124V127H121V135H120V137H117V138H115V136H114V132H111L113 135H111L110 134V128L112 129V131H117L118 129L116 128H114V127H112L113 126V123L112 122H109V123H107V125H106V127L108 128L109 127V129H107V128H103V129H98L97 128V126H96V124H94V123H90V120H91V118H95V119H99L100 117H99V113H101L102 112V114L103 113H105V114H108V112L110 113V106H106L105 105ZM146 103V104H145ZM195 103V102H194ZM193 103V104H194ZM16 104V106H18L17 108H15L14 109V105ZM90 104V105H89ZM119 104L121 105V106H119ZM139 104H140V107H139ZM147 104H149V105H147ZM177 104H180V107L177 105ZM192 104V105H193ZM230 104H232V106L234 105V104H240V107H241V104H242V109L241 108H239V107H237V106H235L234 105V107H235V110L233 109H231V108H233V107H231L230 108ZM65 105V106H64ZM68 105V106H67ZM102 105V106H101ZM129 105L130 106H132V107H130V109H129ZM138 105V106H137ZM142 105H143V107H142ZM145 105H147V106H145ZM165 105H167V106H165ZM177 105V106H176ZM219 105V106H218ZM80 106V107H79ZM84 106H86V107H84ZM88 106H90L91 108H92V110H90L91 108L89 107L88 108ZM92 106H94V107H92ZM103 106H104V108H103ZM149 106V108L150 109H147V107ZM195 108H197L198 106H196V104H194L193 105ZM192 106V107H193ZM200 106V105H199ZM222 106H224V107H222ZM229 106V107H228ZM35 107H37V108H35ZM76 107V108H75ZM80 109V112L82 111V113H84L85 115H88V117H86V118H88L87 120H88V122H87V120H86V118H84V116H82V113H80V117H79V115H78V117H77V115H76V117L77 118H80V119H77L76 117L75 118H73V120L72 121H74V122H72L71 120H67V123H68V121H71V123L72 124H75V125H77L78 127H79V129L81 128V130H82V128H83V133H84V130H88V131H90V130H92L93 128H94V130L96 129V131H94L95 133H96V135H97V142L100 144H98L99 146L97 147V148H99L100 150V152L101 153H99V151H97V148L95 149V148H93V147H91V149H90V151L89 152H91V153H93V155H95V156H89L88 154H89V152L87 151V148H86V155H84L83 154V152L85 153V147H86V138H84L83 136V133H82V131H78L79 129H74V127H72V129H71V126H75V125H70V123L68 124L69 126H63V124L61 123V122H59L61 119H59L58 117H60L59 115H66V117L65 116H63L65 119H67V117H68V115L67 114H69L71 117L72 116H75V115H72V114H70V112H71V110L73 109V111H74V108L75 109H78V108ZM83 107V108H82ZM105 107H107L106 108V110H105ZM122 108V111L120 110L121 108ZM187 107H189V108H187ZM218 107V108H217ZM222 108V110L220 109V108ZM102 108H103V110H105V111H102ZM145 108V109H144ZM227 108H229V109H227ZM81 109H83V110H81ZM85 109H87V110H90L89 112H87V110H85ZM100 109H101V112H100ZM128 109H129V112H128ZM140 110V112L138 111V110ZM153 110V112H152V110ZM198 109V108H197ZM226 109H227V111L229 110V112L227 113L226 112ZM251 109V110H250ZM32 110V111H31ZM151 111L152 113H155L154 111L156 110V113L155 114H152V116H151V114H150V116H149V118H148V116H147V118H146V115L145 114H148V113H146L147 111ZM240 110V112H238ZM167 111V112H166ZM218 111H221L220 113L218 112ZM237 113V115L235 114V112ZM51 112V113H50ZM65 112L67 113V112H69V113H67V114H65ZM92 112V113H91ZM121 112V113H120ZM127 112V113H126ZM163 112V113H162ZM191 112V113H190ZM217 112H218V115H217ZM225 112H226V114H225ZM64 113V114H63ZM139 113L141 114V115H139ZM166 113V114H165ZM196 113H198V114H196ZM206 113L207 114H209V115H207V117L205 116L206 115ZM232 113H234V114H232ZM52 114V115H51ZM157 114H158V117H157ZM159 114H162V115H160L159 116ZM175 115L174 117V119H177V117H178V119L179 120H173L172 118H173V115ZM180 114V115H179ZM210 114L215 118V117H217V118H215V122H214V120H213V122H211L212 121V119H211V117H210ZM216 114V115H215ZM39 117H38V116ZM89 115L91 116V117H89ZM94 115V116H93ZM96 115V116H95ZM153 115L156 117V119L154 118H152L153 117ZM184 115V116H183ZM196 115H198V117L196 116ZM203 115V114H202ZM226 115V116H225ZM229 115V116H228ZM245 115H247V117L245 116ZM43 116V117H42ZM136 116V117H135ZM164 116V117H163ZM168 116V117H167ZM172 116V117H171ZM181 116H182V118H181ZM193 116V117H192ZM208 116L210 117V119H211V125H209V126H211V127H209L208 128V132L206 131V132H204V130H203V127L205 128H207L208 127V123L210 124V122H209V120L210 119H208ZM252 116H253V114H252ZM31 117V118H30ZM38 117V118H37ZM41 117V118H40ZM49 117H52V118H49ZM62 117V116H61ZM60 117V118H61ZM163 117V118H162ZM184 117V118H183ZM185 117H190V119H189V122L188 121H186V120H188L187 118H185ZM196 119H198V120H196ZM205 117H206V120L208 119V121H205ZM212 117V118H213ZM222 117H223V120H222ZM226 117V118H225ZM228 117V118H227ZM151 118V119H150ZM165 118V119H164ZM191 118H192V121H196L197 122V124H199V125H196L194 122H193V124L195 125H190L192 122H191ZM199 118H200V120L203 122V121H205V122H203V123H205V125H207V126H204V124H200L201 122H200V120H199ZM31 119V120H30ZM41 119V120H40ZM159 119H160V121H159ZM163 119H164V122H163ZM170 119H172L171 121H170ZM184 119V120H183ZM250 120H251V116H250V118H249ZM80 120H83V123L84 124H86V127H87V125H88V127H89V129L88 128H86L85 127V125L84 124H82V121H80ZM136 120V121H135ZM148 120V121H147ZM180 120H183V121H180ZM220 122H219V121ZM249 120V121H250ZM28 121H30L29 123H28ZM50 121V122H49ZM143 121H145V122H143ZM159 121V122H158ZM217 121H218V123H217ZM251 121H253V120H251ZM251 121L250 122H248V124L250 123L251 124ZM77 124H76V123ZM134 122V123H133ZM137 122V123H136ZM139 122V123H138ZM173 123V126H172V123ZM176 122V123H175ZM200 122V123H199ZM208 122V123H207ZM25 123H27L26 125H24ZM63 123L65 124L66 122L63 120ZM130 123V124H129ZM143 123V124H142ZM158 123H160V125L158 124ZM168 123H171V125H169ZM175 123V124H174ZM213 123V124H212ZM242 123V122H241ZM254 123V122H253ZM22 124V125H21ZM127 124V125H126ZM134 124V125H133ZM138 124V125H137ZM146 124V125H145ZM156 124V125H155ZM215 124V126L217 127H215V126H213L212 127V125H214ZM249 124V125H250ZM255 124V123H254ZM34 126V127H29V126ZM50 125V126H49ZM66 125V124H65ZM84 125V126H83ZM132 125V126H131ZM135 125H136V127H135ZM144 125V126H143ZM177 125V127L178 126H180V127H182V129L180 130V131H184V129H187V132H189V128H190V126H193V128H190L191 130H195V132L196 133H199L200 135L199 136H197V138H199L200 136L202 137H200V139H202V140H200V141H198L199 139H197L196 140V138H195V140L196 141H198V142H196V143H199L200 142V144L197 146V144L195 143V141H194V143L192 144H185V145H189V148H188V146H185V148L183 147V145H182V140H179L180 138H177L178 136V133L176 132V134H174L173 132H175L176 130H178V132L182 135V133L179 131V129L180 128H176L175 126ZM185 125V126H184ZM190 125V126H189ZM202 125V126H201ZM256 125V124H255ZM255 125H250L251 127H256ZM39 126V127H38ZM52 126V127H51ZM93 126V127H92ZM95 126V127H94ZM111 126V127H110ZM147 126V127H146ZM152 128H150V127ZM154 126V127H153ZM162 126V127H161ZM164 126H167V129H165L164 128ZM199 126V127H198ZM249 126V127H250ZM36 127H38L37 129H36ZM91 127H92V129H91ZM144 127V128H143ZM157 127V128H156ZM169 127H171L172 129H176L175 131H172V129L171 128H169ZM186 127V128H185ZM196 127H198V129L200 128L201 129V133L199 132V130L197 131L196 129ZM5 128V129H4ZM53 128V129H52ZM131 128H132V130L133 131H131ZM135 128V129H134ZM159 128V129H158ZM163 128H164V130H163ZM168 128L169 129H171V131L169 130V132H167L168 131ZM212 129V131H210L211 129ZM237 128V127H236ZM236 128L234 129V130H236ZM52 129V130H51ZM70 129L72 130V133L74 132L76 135H77V131L80 133V134H82V136L79 134L78 135V137H79V139H76L75 140V143H73V145H72V142H68V141H72L70 138L73 136V137H75V134L74 135H72L71 134V131H70ZM145 129H148V130H145ZM160 130V131H158V130ZM259 129V131H257ZM262 129H263V126H262ZM261 129V130H262ZM5 130V131H4ZM75 130H77V131H75ZM85 131V133H87L88 131ZM101 130H102V132H101ZM107 130H109V132L107 131ZM138 130V131H137ZM152 130H153V132L155 131H157L156 132V134H155V132L154 133H152ZM165 130H167L166 131V134H165ZM191 130H190V132H191ZM207 130V129H206ZM229 130H228V132H229ZM3 131H4V133H3ZM49 131V132H48ZM52 131V132H51ZM127 131V132H126ZM151 131V132H150ZM264 131V130H263ZM29 134H28V133ZM40 132V133H39ZM107 132L109 133V134H107ZM139 132V133H138ZM147 132V133H146ZM149 132V133H148ZM159 132H162V133H160V135H159ZM189 132V133H190ZM194 132V131H193ZM193 132H191L192 134H191V136L193 137ZM231 132H233V134H231ZM236 132L237 133H240V132H242V131H240V132H238L237 130H236ZM260 132V133H259ZM8 133V134H7ZM26 133V134H25ZM101 133H104L105 135H103V134H101ZM126 133V134H125ZM131 134V137H129L130 136V134ZM143 133V134H142ZM145 133V134H144ZM151 133V134H150ZM158 133V134H157ZM258 133V134H257ZM50 134H53V136H50ZM141 134V135H140ZM149 135V138H148V135ZM184 134H185V132H184ZM183 134V135H184ZM187 134V133H186ZM210 134H212L211 135V138H213V139H211L209 136H210ZM218 134V137H216V135ZM221 134V136H219ZM251 134V135H250ZM253 134V135H252ZM3 135V136H2ZM47 135H49V136H47ZM67 135H69V137H67ZM70 135H72L71 137H70ZM109 135H111V136H109ZM123 135H126V136H123ZM129 135V136H128ZM144 135V136H143ZM146 135V136H145ZM162 135V136H161ZM174 135H176V136H174ZM180 135V136H181ZM182 135V136H183ZM198 135V134H197ZM214 135V136H213ZM237 137H235V136ZM2 136V137H1ZM63 136V137H62ZM80 136H81V138L83 139V140H81L80 139ZM188 136V135H187ZM190 136V135H189ZM190 136V137H191ZM213 136V137H212ZM226 137L225 139H222L223 137ZM244 136V137H243ZM263 136H264V134H263ZM54 138V141H55V144L53 143L54 141H53V138ZM64 137L66 138L65 140H64ZM101 137H103V139L101 138ZM123 137H124V139H126L125 141H124V139H123ZM129 137V138H128ZM174 137H176L177 138V140L179 141L178 143H181V144H178L177 143V141H176V144L174 143L175 142V140H176V138H174ZM186 137V136H185ZM195 137H196V135H195ZM211 139V140H209V138ZM231 137H232V139H231ZM250 137H251V140H252V143H250L251 142V140H249L250 139ZM62 138H63V140H62ZM101 138V139H100ZM111 138H113V139H111ZM114 138L116 139L115 141H114ZM142 138H143V140H142ZM162 138V139H161ZM163 138H165V139H163ZM204 138V139H203ZM214 138L216 139V138H219V140L218 139H216L217 141H214ZM45 139V140H44ZM48 139H50V140H48ZM99 139V140H98ZM105 139L106 140H108L109 139V141H107V143H110L109 144V146L107 145V143H106V141H105ZM120 139V140H119ZM174 139V140H173ZM193 139H194V137H193ZM206 139V140H205ZM220 139H222L221 140V144H220ZM102 140L103 141H105V142H102ZM137 140V141H136ZM165 140H167V141H165ZM184 140V139H183ZM225 140V141H224ZM227 140V141H226ZM84 141V142H83ZM122 141H124V142H122ZM181 141V142H180ZM204 141V142H203ZM247 141V142H246ZM49 143L50 145L49 146H47V144H45L44 145V143ZM101 142H102V145H103V147L101 146ZM135 142V143H134ZM158 142H159V144H158ZM160 142H161V144H160ZM243 142V143H242ZM1 143H3V144H1ZM42 143V144H41ZM83 145H82V144ZM104 143V144H103ZM121 143V144H120ZM126 143V145H124V144ZM137 143H138V145H137ZM141 143V144H140ZM148 143V144H147ZM156 143V144H155ZM208 143V144H207ZM214 143H219V145L218 146H220V147H217V145H215ZM263 143H264V138H263ZM262 143V144H263ZM53 144V145H52ZM77 144V145H76ZM78 144H81V145H79L78 146ZM114 144L116 145V146H114ZM134 144V145H133ZM237 144V143H236ZM260 145V147H258L257 146V149L258 150H262L263 149V147L262 146H264V144L263 145ZM43 146L42 148H41V146ZM75 145V146H74ZM85 145V146H84ZM105 145H106V149L108 150H105ZM113 145V146H112ZM124 145V146H123ZM131 145V147H129ZM135 145H137L136 147H135ZM141 145V146H140ZM177 145V146H176ZM179 145H181L180 147L182 148V149H178V147H179ZM209 145V146H208ZM211 145V146H210ZM224 146V147H222V146ZM235 145V144H234ZM66 146V147H65ZM68 146V147H67ZM74 146V147H73ZM76 146L77 147H79V148H76ZM83 146V147H82ZM127 146H128V148L129 149H131V151H132V149H134V154L132 153V156H131V152H130V150L129 149H127ZM134 146V147H133ZM200 146H201V149H198V148H200ZM4 149H3V148ZM44 147H46L45 149H43ZM109 147V148H108ZM114 147H116V150H115V148ZM123 147V148H122ZM156 147V148H155ZM197 147V148H196ZM212 147V148H211ZM74 148V149H73ZM76 148V149H75ZM80 148L81 149H83V150H80ZM142 148V149H141ZM148 148V149H147ZM177 148V149H176ZM218 148V149H217ZM221 148V149H220ZM226 148H228V147H225L224 148V150H226ZM253 148H255V147H253ZM54 149V150H53ZM124 149H127V151L125 150L124 151V153H123V150ZM137 149V150H136ZM147 149V150H146ZM217 149V150H216ZM4 150V151H3ZM53 150V151H52ZM76 151V153L75 152H73V151ZM82 152H80V151ZM89 150V149H88ZM96 150V151H95ZM102 150H104L103 152H102ZM118 150V151H117ZM122 150V151H121ZM159 152H157V151ZM228 150V149H227ZM226 150V151H227ZM5 151H6V153H5ZM43 151V152H42ZM51 151V152H50ZM138 151V152H137ZM164 151V152H163ZM40 152V153H39ZM46 152V153H45ZM111 152V153H110ZM117 152H119V153H117ZM139 152H140V154L142 155H140L139 154ZM152 152V153H151ZM153 152H155L154 154H153ZM222 152H220V153H222ZM41 153H42V155H43V153H44V155L46 154V156H42L41 155ZM54 153V154H53ZM95 153V154H94ZM99 155H98V154ZM110 153V154H109ZM126 153V154H125ZM138 153V154H137ZM149 154V153H151V154H149L148 156L149 157H147V158H145L146 156H147V154ZM49 154V155H48ZM116 155V157H115V155ZM118 154V155H117ZM146 154V155H145ZM223 154V153H222ZM247 154V155H246ZM4 155H6V158H5V156ZM65 155H66V157L67 158H69L68 159V161H66V157H65ZM67 155H69V156H67ZM126 155H127V157H126ZM159 155V156H158ZM203 155V156H202ZM219 155V156H220ZM4 156V157H3ZM20 156H22V157H20ZM50 156H51V159H50ZM75 156H77V163H74L73 161H71L72 159H74V158H76ZM80 156V157H79ZM83 156V157H82ZM131 156V157H130ZM145 156V157H144ZM162 158H161V157ZM164 156V157H163ZM41 157H44V160L46 161H44L43 160V158H41ZM129 157H130V159H129ZM143 159H142V158ZM199 157H200V159H199ZM222 157H225V158H222ZM5 158V159H4ZM71 158V159H70ZM79 158H81V159H79ZM137 158V159H136ZM158 158H160L159 160H160V162L158 161ZM203 158H205L206 159V161L204 162V163H202V159ZM217 158H218V156H217ZM221 158V159H220ZM16 159V161H14ZM78 159H79V161H78ZM134 159V160H133ZM136 159V160H135ZM146 159V160H145ZM2 160H0V163L2 162ZM84 160V162L86 163V167H87V170H88V172L86 171L85 173H86V175H84L83 173V175L81 176V171H80V167L77 165V168H76V164H78V163H80V162H82ZM148 160V161H147ZM150 160V161H149ZM153 160L154 161H156V162H153ZM179 160V161H178ZM196 160V161H195ZM9 161H11V162H9ZM18 161V162H17ZM41 161H42V163L43 164H41ZM44 161V162H43ZM132 161L133 162H135L136 163V165L133 163V165H132ZM177 161V162H176ZM191 161H195V163L194 162H192L191 163ZM214 161H215V163H214ZM14 162H15V166H14ZM52 162L54 163V165L52 164ZM93 162H95V167H96V169H98L100 172V177L97 179V178H89V176H90V174H91V167H92V164L91 163H93ZM139 162V163H138ZM161 163V164H158V163ZM177 164H176V163ZM191 163V165H190V163ZM219 162V163H218ZM254 162V163H253ZM44 163L47 165L48 164V168L46 169L45 167H46V165H44ZM73 166V168L72 169H70L69 167H70V164ZM73 163H74V165H73ZM116 163V164H115ZM120 163V164H119ZM123 163V164H122ZM131 165H130V164ZM197 163L199 164V165H197ZM202 163V164H201ZM2 164H0V165H2ZM6 164H4V165H2L1 167H3L4 169H6V167L7 166H9L8 164L6 165ZM16 164H18V167H17V165ZM106 164V165H105ZM112 164V165H111ZM118 164V165H117ZM155 164L157 165V167L155 166ZM173 164H175V165H173ZM192 164L195 166H192ZM216 164V166L214 167V165ZM5 165H6V167H5ZM51 165H52V167H51ZM98 165V166H97ZM149 165H150V167H149ZM189 165H190V167H191V169H192V167H194V169L196 168V165L197 166H200L201 168L200 169H203V167H204V169H205V171H204V169H203V171H201L199 168V170H200V172H201V175H203V174H207V170H209L210 168H212L211 169V172L213 173V171H214V174H212V173H209V174H207V180H205L204 179V176H203V179H201V177H197V176H195L198 172L196 171V169L195 170H193V171H195V172H193V171H191V169H190V167H189ZM11 166V165H10ZM53 166H54V168H53ZM74 166H75V168L77 169V171H75L76 169L74 168ZM132 166L134 167V170L132 169ZM174 166H175V168L176 169H174ZM209 166V167H208ZM258 166V165H257ZM263 166V165H262ZM261 166V167H262ZM79 167V168H78ZM128 167V168H127ZM153 167V168H152ZM156 167V168H155ZM180 167H182L181 169H182V172H183V177H184V179H185V181L184 182H186L185 184L186 185H183L182 183L179 185L177 182H179V180H178V178L179 177H181L182 175V173H180L179 172V174L177 175V177L176 176H174L175 175V171L179 168V170H180ZM213 167L215 168V169H213ZM260 167V166H259ZM259 167H257V169H259ZM116 168H117V172H116ZM1 170H3L2 168H0ZM7 169H8V167H7ZM74 169V170H73ZM207 169V170H206ZM0 170V171H1ZM14 170H16V172H14ZM50 170V171H49ZM73 170V171H72ZM129 170H131V172H133V173H129ZM151 170V171H150ZM249 170V169H248ZM247 170V171H248ZM48 171V172H47ZM52 171H55L54 172V174L56 175V176H54V174H53V176L54 177H51L50 176V174H51V172ZM135 171V172H134ZM181 171V170H180ZM207 171V172H206ZM69 172V174H71L70 176H72V177H74L73 178V180H71V181H69V183H66V184H63V182L66 180V179H68V176H65V174L66 175H68L67 173ZM73 174H72V173ZM76 172V173H75ZM78 172H79V174H78ZM193 172V173H192ZM202 172H203V174H202ZM210 172V171H209ZM258 173H260L261 172V174H260V176H264V167H262L260 170H258L257 171ZM184 173L185 174H191V178H189V179H191V180H188L187 178H185L186 177V175H184ZM242 173V172H241ZM9 174V175H8ZM63 174H64V176L66 177H64L63 179H65V180H63V181H61V178H62V176H63ZM76 174V175H75ZM211 174L212 175H214V177H215V175H216V177H215V179H216V182L214 181L215 179H213L212 180V182L214 181V183H212L211 181V185H210V182H208V180H211V178H209V177H211ZM179 175H181V176H179ZM84 176V177H83ZM189 176V175H188ZM199 176V175H198ZM49 177V178H48ZM71 177V178H72ZM175 179H174V178ZM206 177V176H205ZM213 177V176H212ZM213 177V178H214ZM9 178V179H8ZM130 178H132V179H130ZM174 179L175 181H174V183L172 182V180L171 179ZM50 179H52L51 181H50V183L51 184H49V180ZM75 179V180H74ZM47 180V181H46ZM60 180V181H59ZM188 180V181H187ZM233 180V179H232ZM44 181V182H43ZM131 181H133V182H131ZM170 183H169V182ZM177 181V182H176ZM42 182V183H41ZM46 182V183H45ZM48 182V183H47ZM62 182V184L63 185H60V183ZM72 182V183H71ZM122 182H123V184H122ZM176 182V183H175ZM57 183H59V184H57ZM102 183H105L104 185H106V186H104ZM120 183V184H119ZM131 183V185H129ZM165 183V184H164ZM189 183V184H188ZM209 184V185H206V184ZM43 184H45V185H43ZM87 184H90V185H87ZM114 184H118V186H115ZM61 186L60 188H59V186ZM89 186V188L91 187V189L90 190H92V191H90V193H93V194H95L96 192V194H98V193H103V191L105 192V191H109V192H113V194L115 193L116 194V197L119 199V201H121V203H122V201H123V203H122V205L116 210V209H114L113 210V208L111 207V205H110V207H109V204H108V206H107V204H106V201H104L103 199H104V197H102V196H100L101 198H103V199H101V200H99V203H98V209L96 208V209H94L93 211H95L96 212V210H97V212H96V214H98V216H101V214H103L102 215V217H98L95 213V216L94 215H92V213L91 212H93V211H91L90 213H91V215H92V218L90 217H88L89 219H86L85 220V218L83 219V221L81 222L80 220H82V218L79 220L78 219V217L79 216H81V214L83 213H86V212H88L89 211V207H88V210L86 209L87 208V206H85V205H87V200L88 199H81L82 197L84 198L85 197V193L87 194L88 192V189H87V191L86 192H83L82 190H83V188L85 187V186ZM134 185V186H133ZM165 187H164V186ZM182 185V186H181ZM83 186V188L81 189L80 187H82ZM111 186V187H110ZM211 186H214V187H211ZM55 187H56V191H55ZM100 189H99V188ZM103 187L105 188V189H103ZM108 187V188H107ZM185 187V188H184ZM187 187V188H186ZM210 187L211 188H214L215 190H213V194L211 193V192H209L208 190H212V189H210ZM247 187V188H246ZM257 187V189H259V190H257V189H255ZM2 188V189H3ZM115 188H117V189H115ZM122 188V189H121ZM176 188H178L179 190H181V191H179L178 189L176 190ZM206 188V189H205ZM3 189V190H4ZM18 189H20V191L19 192H17L18 191ZM50 190V193L48 194L47 192H49V190ZM85 190H86V187L84 188ZM96 189V190H95ZM98 189V190H97ZM134 190V192H131V190ZM187 189H188V191H187ZM232 191H230V190ZM4 190V191H5ZM35 190V191H34ZM39 190V191H38ZM69 190H71V191H69ZM95 190V191H94ZM113 190V191H112ZM160 190H162V193H160L159 194V192H160ZM167 190H169L168 192V194H166L167 193V191L165 192V191ZM202 190V191H201ZM207 190V193L206 194H203L204 193V191H206ZM0 191H2L1 189H0ZM3 191V192H4ZM54 191V192H53ZM81 191L84 193H81ZM100 191V192H99ZM128 191H129V193H130V195H131V197H130V195L128 196ZM163 191H164V193H165V196H164V194H163ZM214 191H216L215 193H214ZM240 191V192H239ZM2 192V194L4 195V193ZM17 192V193H16ZM32 192H33V194H32ZM69 192V193H68ZM137 192V193H136ZM139 192H140V194H139ZM141 192H143V193H141ZM235 192V193H234ZM236 192H237V194H236ZM244 192V193H243ZM16 193V194H15ZM35 193V194H34ZM40 193V194H39ZM56 193V194H55ZM210 193V194H209ZM232 193V194H231ZM243 193V194H242ZM17 194H21L22 195V198L21 199H23V200H21V199H18V198H20V197H18L19 195H17ZM54 194H55V198H53V196H54ZM75 194V195H74ZM82 194V195H81ZM100 194V195H101ZM112 194V193H111ZM118 194H120L121 196H123L122 198H121V196H119L118 197ZM133 194H135L137 197V199L135 200L133 197H135V196H133ZM139 194V195H138ZM158 194V196H156ZM163 194V195H162ZM203 194V195H202ZM207 194H209V195H207ZM2 195V196H3ZM33 195H35L34 197H32ZM82 197H81V196ZM126 195V196H125ZM143 195V196H142ZM159 195H160V197H159ZM162 195V196H161ZM205 195V196H204ZM214 195H218V198H217V201H215L214 202V200H215V198H214V200L212 199L213 198V196ZM47 196V197H46ZM73 196L75 197V198H73ZM133 196V197H132ZM141 196V197H140ZM171 196V197H170ZM215 196V197H216ZM36 197V198H35ZM43 197V198H42ZM65 197V198H64ZM115 197V196H114ZM142 199H140V198ZM143 197V198H142ZM193 197L195 198V201H194V199H193ZM209 197H210V199H209ZM7 198V197H6ZM31 198V199H30ZM52 200H51V199ZM63 198H64V202H63ZM127 200H126V199ZM133 198V199H132ZM138 198L140 199V200H138ZM162 198V199H161ZM169 198H170V200H169ZM205 198V199H204ZM21 200V204H22V206L23 205H25V203H23V201L24 202H26V205H25V207H27V208H29V211L31 212V211H33V212H35V211H37V209H39V207H40V205H41V207L42 206H48V205H51V206H53L54 207V209H55V213H56V216H58L59 217V225H60V227H59V229H58V231H57V234L56 235H58L59 236V238L58 239H55V240H58V243H56V245H54V246H52V248H50L49 247V245L48 246H46V243H47V241H46V239L44 238V235H45V230H48V229H51V227L53 226V227H55L56 226V222H54L52 219H51V221L53 222H48L49 221V219H50V217H52V215L51 214H49V215H47L46 216V218L44 217V219L43 218H39V219H36L35 221H34V223H36V225L33 223V221L31 220V214H28V213H30L29 211H28V215H26V218H27V216L29 217L28 219H27V221H25V219H24V217H23V214H22V210H21V204H19V201L18 200ZM34 199H36V201L34 200ZM38 199V200H37ZM40 199V200H39ZM70 201H69V200ZM121 199V200H120ZM123 199H125V201L123 200ZM144 199V200H143ZM204 199V200H203ZM28 200V201H27ZM33 200H34V202H33ZM47 200H49V201H47ZM52 202H51V201ZM132 200H134V201H139V203H137L136 202V204H135V202H133ZM3 201V200H2ZM8 201V200H7ZM45 201L46 202H48V203H45ZM72 201V202H71ZM74 201V202H73ZM84 201L86 202L85 203V205H84ZM102 201V202H101ZM160 201H162V203L160 202ZM198 201H199V203H198ZM32 204H31V203ZM49 202H51V203H49ZM65 202H67V204H68V207L70 206V208H72V206L74 205V207H77V206H81V205H84V206H81L82 208H81V210L79 209L78 211H75V214L77 213L78 215H79V212H81V214L78 216L77 214L76 215H74L73 213H69L68 214V216L65 218V217H63V218H65V220H63L62 219V214L63 213H61L63 210H64V208H65V206H67L66 205V203ZM71 202V203H70ZM78 202H80V203H78ZM105 202V203H104ZM125 202V203H124ZM166 204H165V203ZM2 203V202H1ZM5 203V202H4ZM33 203H34V206H33ZM44 205H43V204ZM102 203V204H101ZM147 203H149V204H147ZM60 204L62 205V207L60 206ZM104 204V205H103ZM123 204H124V206H123ZM142 204V205H141ZM147 206H146V205ZM164 206H163V205ZM1 205V204H0ZM2 205H4L3 203H2ZM10 205V204H9ZM20 205V206H19ZM63 205H65L64 206V208H63ZM127 206V208L129 209V210H131L130 208L132 207L133 209H136V211L137 212H140V213H142V214H144V216L141 214V217L144 219L145 217V219H147V220H145V221H141V222H134V220H132L133 222H131V218L133 219L134 218V216L132 217L131 215H133V213H135L134 212V210L131 212V211H128V213L130 212V213H132V214H130V216H126V217H124L125 215L123 214V213H125L128 209H126L125 210V212L124 211H121V210H124V209H122L123 207H126ZM135 205H137V206H135ZM7 206V205H6ZM99 206H100V208H99ZM123 206V207H122ZM163 206V207H162ZM165 206H167V207H165ZM9 207L11 208L12 206H8V207H5L4 206V211H5V208L6 209H8V212L9 213H11L9 210H11V209H9ZM32 207H33V209H32ZM40 207V208H41ZM79 207H77V208H79ZM83 207H84V209H83ZM105 207V208H104ZM122 207V208H121ZM136 207H138V208H136ZM151 207V209H152V211L149 209ZM13 208V207H12ZM24 208V207H23ZM63 208V209H62ZM249 208V209H248ZM26 209V208H25ZM101 209H102V212H101ZM112 210V211H110V210ZM144 209L145 210V212H144V210L142 211V210ZM148 209H149V211H148ZM247 209V210H246ZM28 210V209H27ZM26 210V211H27ZM139 210V211H138ZM160 210V211H159ZM2 211V210H1ZM0 211V214H2V215H4L5 216V214H8V213H6V211H5V213H4V211L3 212H1ZM147 211V212H146ZM235 211V212H234ZM33 212H31V213H33ZM110 214H109V213ZM118 212H120V216H119V213ZM122 212V213H121ZM166 212L168 213V214H166ZM258 212H259V214H261V215H258ZM15 213V212H14ZM106 213H108V214H106ZM117 213V214H116ZM139 213V214H140ZM149 213V214H148ZM16 214V213H15ZM72 214H73V216H72ZM114 214H116V217H115V215ZM136 214V213H135ZM2 215H0V217H2ZM10 217L12 216V220H14V222L11 220V219H9L10 217L9 216H6V219H4L5 220V222H9L8 220H10V225H12V223H18L19 221H16V219H13V215L11 214H8ZM71 215V216H70ZM110 215V216H109ZM124 215V216H123ZM25 216V215H24ZM70 216V217H69ZM78 216V217H77ZM106 216V217H105ZM114 216V217H113ZM122 216V217H121ZM210 216V217H209ZM214 216V217H213ZM9 217V218H8ZM69 217V218H68ZM77 217V218H76ZM119 217V218H118ZM127 217H130V218H127ZM213 217V218H212ZM2 218H5V217H2ZM1 218V222L3 221V219ZM76 218V220H77V222H76V220H74V219ZM87 218V217H86ZM94 218H96L95 220L97 221H95L94 220ZM100 218H104V219H106V220H104L105 222H99L98 221V219L100 220ZM114 218H116V219H114ZM118 218V219H117ZM123 219V221H122V219ZM211 218V219H210ZM30 219V220H29ZM107 219H109V220H107ZM41 220V221H40ZM55 220V219H54ZM63 220V221H62ZM72 220H74V221H72ZM97 223V225L96 224H94L95 222ZM263 220H264V217H263V219H262V225L264 224L263 223ZM70 221H72V222H70ZM91 221H93V222H91ZM174 221H177L176 223H174ZM5 222H3V223H5ZM48 222V223H47ZM98 222L103 226L104 225V227H102L101 225H99L98 224ZM116 222V223H115ZM180 222V223H179ZM2 223V224H3ZM51 223V224H50ZM55 223V224H54ZM64 223V224H63ZM81 223V224H80ZM1 224V225H2ZM26 224H28V227H26L27 225ZM30 224V225H29ZM53 224V225H52ZM92 224H93V226H92ZM130 224V225H129ZM132 224V225H131ZM16 225H18V224H16ZM49 225V226H48ZM90 225V226H89ZM115 225H118V226H116L115 227ZM22 226V227H21ZM24 226V227H23ZM51 226V227H50ZM66 228H65V227ZM113 226V227H112ZM176 226V227H175ZM191 227L192 228V230L190 229H188V227ZM88 227V228H87ZM96 227H98V228H96ZM111 227V228H110ZM189 227V228H190ZM66 230H65V229ZM91 228H94L93 230L91 229ZM105 228V229H104ZM114 228V229H113ZM188 229L187 231L188 232H186L185 230H182V231H185L184 233H181L182 231H181V229ZM209 228H212V230L211 231H213L212 233V238H220L221 236H222V239L223 240H218V242H220V244L218 243V244H216L215 245V248H214V250H216L214 253L212 252V251H209V248H210V244H209V242H210V240L208 239L209 237H207L208 235L206 234V231L209 229ZM85 229H87V230H90V231H87V230H85ZM6 230H8V228L6 229ZM98 230V231H97ZM103 230V231H102ZM194 230V231H193ZM0 231H1V228H0ZM87 231V232H86ZM92 231V232H91ZM192 231L194 232L193 234H195V236L196 237H194L193 236V234L192 235H190L189 236V232H190V234L192 233ZM233 231H234V235H236V236H234L233 235ZM42 232H43V235H42ZM75 232H77V233H75ZM65 235H64V234ZM73 233V234H72ZM152 233V235H150ZM0 234H1V232H0ZM79 234H80V236H79ZM113 234V235H112ZM42 235V236H41ZM55 235V237L57 238L58 236H56ZM68 235V236H67ZM86 235V236H85ZM39 236H41V237H39ZM196 239H194L193 237ZM218 236H220V237H218ZM7 237H9L8 239H11V244L14 242V243H16V244H12L13 246H10L11 244H10V242H8L7 243ZM54 237V238H55ZM77 237H79V238H76ZM112 237V238H111ZM113 237H115V239H114V241H115V243L113 242ZM182 237V238H181ZM200 237V238H199ZM205 237H207V238H205ZM41 238V239H40ZM61 238V239H60ZM149 238H151V239H149ZM184 238L185 239H187L186 241L184 240ZM202 238V239H201ZM29 239V240H28ZM93 239V240H92ZM94 239L95 240H97L98 241V239L100 240L98 243H96V242H93L94 241ZM106 239V240H105ZM116 239L118 240V241H116ZM158 239V240H157ZM181 239L185 242H183V243H181L180 244V241H181ZM201 239V240H200ZM205 239V240H204ZM12 240H13V242H12ZM25 240H21L22 242L23 241H25ZM198 240V241H197ZM206 240H208V241H206ZM3 241H5V243H6V245H4V243H3ZM10 241V240H9ZM17 241H18V243H17ZM31 242V244L30 243H28V242ZM42 241V242H41ZM89 241H91V243L89 242ZM105 241V242H104ZM178 241H179V243H178ZM200 241H201V243H200ZM204 242V244H203V242ZM207 242V244H206V242ZM110 242V243H109ZM153 242V243H152ZM197 242H198V245H197ZM2 243H3V245L4 246H2ZM24 243L25 242H23L22 243V245H24ZM36 243V244H35ZM79 243V244H78ZM83 243V244H82ZM158 245H157V244ZM200 243V244H199ZM9 244V247L7 246ZM33 244V245H32ZM42 244H44V245H42ZM77 244V245H76ZM119 244V245H118ZM150 244H151V246H150ZM161 244H163V246L161 245ZM165 244H166V246L167 247H164L165 246ZM184 245L185 247H186V250H184V252L181 254V255H178L177 257L175 256V248L176 249H178L179 247H180V245ZM16 245V246H15ZM30 245H32V247H34V249H35V251H34V249L30 246ZM200 245V247H202V249L201 248H199V247H197V246H199ZM234 245H235V247H234ZM5 246H7V248L5 247ZM19 246V247H18ZM78 246V247H77ZM148 246H150V247H148ZM155 247L154 249H153V247ZM159 246V247H158ZM160 246H162L163 247V251H160V249H159V251L157 250L158 248H161ZM179 246V247H178ZM207 246V247H206ZM24 247H26V245H24ZM48 247V248H47ZM79 249H77V248ZM92 249H91V248ZM121 247H123V248H121ZM152 247V248H151ZM234 247V248H233ZM21 248H23V249H21ZM62 248H63V250H62ZM151 248V249H150ZM165 248H166V250H165ZM51 249H52V252H51ZM75 249H77L76 251H75ZM98 248H96V249H94L93 251H95L93 254H91L92 256L93 255H95V253L96 254H98V252L100 253V251L99 250H97ZM149 249H150V251H149ZM162 249V248H161ZM38 250V252H36ZM72 249H70V252L72 253V251H71ZM155 250V251H154ZM168 250H171V252H169ZM203 250V251H202ZM33 251V253L35 252V255L33 254V253H31V252ZM62 253H61V252ZM64 251V252H63ZM66 251V252H65ZM84 251V253H83V256H85V258H87V256H86V254H89L88 252L86 253ZM158 251V252H157ZM164 251H166V252H164ZM199 251H200V254L201 253H204V254H201V255H199ZM202 251V252H201ZM154 252V253H153ZM161 252H164V255H161L160 256V254H163V253H161ZM18 253V254H17ZM22 253V254H21ZM29 253V254H28ZM38 254V257H35V256H37V254ZM40 253H42L41 255H40ZM72 253V254H73ZM81 254H82V251L80 252ZM86 253V254H85ZM158 253V254H157ZM169 253H171V254H169ZM207 253V254H206ZM15 254V255H14ZM20 254L22 255V258L20 257ZM30 254H32V255H30ZM51 254H52V256H51ZM60 254H62L61 256H60ZM143 254V255H142ZM154 254V255H153ZM24 255V256H23ZM29 255L31 256V257H29ZM91 255H89L90 257H92ZM156 255V257L158 256L159 257V259H157L156 257H155V259H154V256ZM233 255V254H232ZM28 256V257H27ZM74 256H72V261L71 260H69L68 261V263L67 264H74V261H73V258H74ZM82 256V255H81ZM88 256V257H89ZM163 256V257H162ZM188 258H187V257ZM230 256V257H229ZM35 257V258H34ZM40 257V258H39ZM42 257H43V259H42ZM160 257H162L163 259H161ZM26 258H28V259H26ZM36 258H38V259H36ZM232 258V257H231ZM15 258H14V260H16ZM18 259H17V261H18ZM29 259H30V261H29ZM117 259V260H116ZM120 259V260H119ZM154 259V262L152 261ZM20 260V261H21ZM163 260V261H162ZM232 260V259H231ZM230 260V261H231ZM21 261V262H22ZM56 261H59V262H56ZM16 262V261H15ZM21 262H16L17 264H22ZM48 262L47 261H45V263H44V261H43V263H41V264H48ZM70 262H72V263H70ZM178 262V263H177ZM249 264V263H241V262H237L236 264ZM64 264H66V263H64ZM250 264H252V263H250Z\"/></svg>",
    "mask_w": 264,
    "mask_h": 264
},
{
    "label": "bare ground",
    "instance_id": "6f19581e",
    "mask_svg": "<svg viewBox=\"0 0 264 264\" xmlns=\"http://www.w3.org/2000/svg\"><path fill=\"white\" fill-rule=\"evenodd\" d=\"M1 1H3V0H1ZM6 1V3L8 2V4L9 5H12L11 4V1H13V0H9V1H7V0H5ZM4 1V2H5ZM24 1V0H23ZM45 0H42V4L43 3H47L48 1H45ZM57 1V0H56ZM56 1H54V3L56 2ZM62 1V0H61ZM65 1H67V0H65ZM65 1H62V2H65ZM79 1V0H78ZM77 1V2H78ZM85 1V0H84ZM87 1V0H86ZM92 1H94V0H92ZM96 1V2H95ZM94 1V3H93V5L92 4H89L90 6H91V12L93 11L94 12V8H95V10L96 9H98V5L96 6V4H98V1L97 0H95ZM124 1V0H123ZM122 1V2H123ZM125 1H127V3H125V2H123V4H121L120 6L121 7H117V9L119 8V10H117V12H116V14L114 13L115 12V9H113L111 6V8L109 7V6H107V10L106 11H108V7L112 10L113 9V11H108V12H106L105 10V16H103L104 18L108 15V14H110V12H111V14L110 15H108V16H110V17H107L106 19H102V21L100 22L99 21V17L100 16H102V15H104V11H101L98 15H99V17L98 16H96V13H98V12H95V17H98L96 20H98L99 21V24L97 23L98 21H94V23H97V24H94L93 23V16L91 17V18H89V16H91L92 14L90 13L89 14V12H88V15L86 14V16H87V18L85 17V18H82V13H80V11H79V13L78 14H81V15H79L78 17H77V20L80 22L79 24H82V21H84L83 19H86L87 20V22H85L86 24H84V25H87L88 24V22L90 21V19H92L91 20V26L94 24V26L96 25H98L97 27H95V29H94V26H92L93 27V29L94 30H96V28H97V31L99 30H102V29H105V28H107V29H105V30H103L104 32H106V31H108L110 28H112V30L115 28V30H122V29H124V28H128V26L129 27H131L132 25V23H134V21L132 22L131 20L132 19H130L132 16L134 17V19L136 18V20H139V16H137V15H134V9H135V7L133 8V5H132V3L131 2H133V1H136V0H125ZM160 1V0H159ZM168 1V0H167ZM180 1V3H186V6L185 7H188L189 9H186L187 11H193V10H195L196 12H197V10H196V7L195 6H201V8H198V11H199V18H198V20L200 19V22L202 21V23H203V28H207V30L205 31V34H206V37H204V40H205V38L207 39V43H209V44H218L219 43V41H220V43L222 44L223 43V45H224V47L222 48H219L220 46V44H218V46L216 45V47H218V48H216V47H214L213 49H210V48H208V54L206 55V57L207 58H216V59H218V62H220L221 64H222V66H224V68L222 67V68H219V66H218V69L216 68V65L214 66V64H212L213 66H211V67H214L213 69H212V72H210V74H208L209 75V77H207L206 75V77L205 78H209L208 80L207 79H204L205 80V83H206V81H208V84L206 83H203L204 81L203 80H201L202 82H200V80H198V79H200V78H198V79H195V78H193L194 77V75H192L191 73L192 72H190V75H192L193 77H191V78H188V76H186V78H187V81H185V84H183V82H182V84H177V85H174V86H176L177 88H178V90H177V88H176V92L172 89V91H170V90H168V91H170L171 93L173 92V94L175 95V97H177L178 95H179V97L181 96V97H184L183 95L184 94H188L189 96H191V95H193L194 94V92H195V90H196V88H197V93H199V95L197 94V93H195V94H197L198 96H196V98L197 99H195V98H192V99H190V98H186L185 99V97H184V99H185V101H184V103H182V99H179V101L177 102V100H174V99H172V100H174V103L176 102V103H180L181 105H185V106H188L189 104H191V106H189L190 107V109H192L194 112H193V114H195V112H198L197 110H207V112H210V110H211V112L213 111H215V104H217V101H218V99L216 100V98H215V94L214 93H211V91H219V90H222V92L220 91V92H218V93H223L224 94V91H223V89L224 88H229L228 90H230L229 92V94H231V92H236V91H234L235 89H238V90H240V88L242 89L244 86H246L248 89H249V87H248V85L250 86V88L251 89H254L255 88V93L257 92V97L258 98H256V99H253V100H255V102L254 101H252V103H254V105L252 104V109H254V113H253V111L251 110V115H249L248 114V116L249 117H247V115H245L248 119H247V121H245V119L244 120H240V119H242V118H244L243 116L244 115H242L241 116V118L240 117H238L239 115H241L242 113L243 114H245V112H243L242 111V113L240 114H238V116H235V115H231V116H229V119H226V120H224V121H222L221 123H218V121H217V123H218V125H219V128L220 129H216V130H214V132L216 131V133L218 132V134L219 133H221L222 134V136H223V133L226 131L227 132V135L228 134H230V130H231V128H233V127H229V125L231 126V125H234V123H236L237 124V126H235L233 129H232V131H234V133H236L235 135L237 136V135H243L244 133H243V126H245V125H247V127L245 126V130H247V128L249 129V131H252V130H254L253 128H257V126H258V128L260 129H262V126H263V129L261 130L260 129V132L261 133H263L264 134V82H261L260 83V85L258 86V84H259V81L261 80V81H263L262 80V78H261V75L262 74H264V0H243V3H241V1H239V0H236L237 2L235 3L234 2V4H233V0H200L201 1V3H199V1H198V4H196L197 3V1L195 0H179ZM238 1H239V3H238ZM16 2V1H15ZM17 2H20V1H17ZM25 2V1H24ZM29 2V1H28ZM31 2V1H30ZM37 3H34L33 1L31 2V3H34L35 4V8H37V6H38V1H36ZM60 2V0L58 1V3ZM80 2H82L83 3V0L81 1L80 0ZM88 3H89V1H87ZM86 2V3H87ZM117 2H118V0H117ZM169 2V1H168ZM203 2V3H202ZM23 3V2H22ZM30 3V5L31 6H33L32 4ZM52 1L50 2V0H49V3H48V5H52ZM76 3V2H75ZM81 3V4H82ZM91 3V2H90ZM162 3H163V1H162ZM218 3H220L219 5H221V7H220V10H222L223 11V13H224V15H223V13H222V16L220 17V18H217V19H219L218 21L215 19L214 21H216V22H211V20H213L214 19V17H212V16H214L213 14H214V11L216 12V9H218ZM1 4V3H0ZM4 3H2L1 5H3ZM8 4H6V6H8L9 7V5ZM56 5H57V3H55ZM63 3H61V5H62ZM105 4V3H104ZM107 4V3H106ZM111 4V3H110ZM118 4H119V2H118ZM165 4H166V1H165ZM196 4V5H195ZM201 4V5H200ZM1 5H0V11H1ZM24 5H26V4H24ZM28 5V4H27ZM29 5V6H30ZM37 5V6H36ZM44 5V4H43ZM56 5H54V7L56 6ZM65 5V4H64ZM60 6L61 7V9H63V7L65 8V6ZM77 5V4H76ZM86 4H84V6H85ZM88 5V4H87ZM88 5V6H89ZM95 5V6H94ZM115 5V4H114ZM123 5V6H122ZM149 5V4H148ZM156 5V4H155ZM160 5V4H159ZM159 5H156V6H158V10L160 9V7H159ZM3 6H5V5H3ZM16 6V5H15ZM29 6H28V8H29ZM30 6V7H31ZM40 6V5H39ZM38 6V7H39ZM45 6V5H44ZM44 6H43V9H44ZM71 6V5H70ZM94 6V7H93ZM118 6V5H117ZM144 6V5H143ZM164 5L163 4H161V8L163 7ZM168 6H170V5H167L166 4V7H168ZM18 7V6H17ZM16 7V8H17ZM34 7V6H33ZM41 8H42V6H40ZM46 7V6H45ZM57 7V6H56ZM72 7H74V6H72ZM114 7V6H113ZM148 6H146L145 8H147ZM165 7V8H166ZM174 8H181V7H178L177 5H175V6H173ZM3 8V7H2ZM6 8V7H5ZM11 8H12V6H11ZM26 8V7H25ZM27 8V9H28ZM32 8V7H31ZM34 8V9H35ZM40 8V11L39 12H41V9ZM52 9H58L59 7H57V8H53V7H51ZM114 8H116V7H114ZM164 8V7H163ZM46 9V8H45ZM50 9V7L48 8V6H47V10H49ZM71 9V8H70ZM79 8L76 6V8L74 7V9L72 8V10H76V13H77V10H78ZM154 9V8H153ZM157 9V8H156ZM176 9H174L173 11H176L177 12V10ZM9 10H11L10 8H9ZM17 10V9H16ZM32 10V9H31ZM51 10V9H50ZM50 10L49 11H47V12H49L50 13ZM88 10H89V8H88ZM99 10V9H98ZM98 10H96V11H98ZM121 10V11H120ZM150 10H151V8H150ZM161 10V9H160ZM171 10V9H170ZM183 10H185V9H183ZM220 10H219V12H220ZM14 11V10H13ZM21 11H24V9H20L19 10V12H17L16 13V16H20L19 14L21 13ZM27 12H28V10H26ZM26 11H24V12H26ZM59 11H60V9H59ZM144 11H146V10H144ZM143 11V12H144ZM152 11V10H151ZM15 12V11H14ZM13 12V13H14ZM26 12V13H27ZM46 11L45 10H43V12H41V13H45ZM58 12V11H57ZM61 12H63V10L61 11ZM65 12V11H64ZM71 12V11H70ZM74 12V11H73ZM84 12V11H83ZM87 12V10L85 11V13ZM148 12H149V10L147 11V15H152V14H155L154 12L152 13V14H148ZM159 12V11H158ZM219 12H217V13H215V14H218ZM239 13V12H241V14H240V17H239V19H237V20H235V21H239V23L238 22H235V24H237V25H235V24H232V25H235V26H237V29H239V28H241L242 29V27H243V29L241 30V31H238L237 29H236V31H235V29H233L232 28V25L229 23V25H231V27H223V28H221L222 26H219V24H224L225 26H227L228 25V22L231 20H233V16L235 17V14L236 13ZM243 12V13H242ZM37 13V12H36ZM36 13H32V17H33V19L31 18V22H33L32 20H34V18H36L35 20H37V14ZM51 13H54L53 12V10H52V12ZM50 13V14H51ZM60 13V12H59ZM59 13H58V15H59ZM69 13V12H68ZM103 13V14H102ZM150 13V12H149ZM198 13V12H197ZM24 14V13H23ZM23 14H21V17H22V15ZM33 14H35V15H37V16H33ZM48 14V13H47ZM75 14V13H74ZM94 14V13H93ZM101 14V15H100ZM107 14V15H106ZM119 14V15H118ZM145 14V15H146ZM157 14V13H156ZM160 14V13H159ZM172 14H173V12H172ZM175 14V13H174ZM173 14V15H174ZM46 15V14H45ZM49 15V14H48ZM57 15V14H56ZM58 15H57V17H58ZM62 14H60V16H61ZM71 15V14H70ZM73 15V14H72ZM171 15V14H170ZM170 15H168V17H170ZM176 15V14H175ZM174 15V16H175ZM236 15H238V14H236ZM26 16V14L23 16V18ZM47 16V15H46ZM75 16V15H74ZM81 16V17H80ZM154 16V15H153ZM155 16H159V15H155ZM154 16V17H155ZM172 16V15H171ZM178 15H176V17H177ZM226 16H229L228 18L226 17ZM239 16V15H238ZM5 17H7V16H5ZM21 17H19L20 18V21H22L21 20ZM39 17H41V15L39 16ZM222 17H225L224 19H229L230 18V20H227V22H224V21H222ZM12 18V17H11ZM18 18V19H19ZM27 18L29 19V17L27 16ZM50 19H53V18H56V16L54 17L53 16V18H51V15H50V17H49ZM59 18V17H58ZM62 18V17H61ZM64 18V17H63ZM76 18V17H75ZM79 18H82V21H81V19H79ZM102 18V17H101ZM101 18H100V20H101ZM149 18V17H148ZM151 18V17H150ZM153 18V17H152ZM152 18L151 19H148L149 21L150 20H152ZM159 18H160V16H159ZM165 18V17H164ZM172 18V17H171ZM189 17H187V19H188ZM192 18V17H191ZM195 18V17H194ZM5 19V18H4ZM4 19H2L1 17H0V21H4V22H6V20H4ZM8 19H10V18H7V20ZM13 19H14V17H13ZM24 19H26V17L24 18ZM23 19V20H24ZM73 19V18H72ZM156 19H158V18H156ZM173 19V18H172ZM178 19V18H177ZM190 19V18H189ZM34 20V21H35ZM49 20V19H48ZM64 20H66V19H64ZM77 20H75L74 22H72V23H75V22H77ZM146 20H147V18H146ZM159 20V19H158ZM167 20V19H166ZM186 20V19H185ZM191 20V19H190ZM192 20H194V19H192ZM16 21H18V20H16ZM19 21V22H20ZM45 21H46V19H45ZM52 21V20H51ZM54 22H52V23H54V24H59V21L57 20V22L55 23V20H53ZM63 21V20H62ZM62 21H61V23H62ZM71 21V20H70ZM70 21H68V22H70ZM148 21V22H149ZM160 21V20H159ZM171 21V20H170ZM178 21H179V19H178ZM177 21V22H178ZM204 21H206L207 23H208V25H204ZM10 22H12V21H8V23H10ZM38 22V21H37ZM46 22H49V21H46ZM66 22H67V20H66ZM148 22H147V24H148ZM152 22H154L153 20L151 21V23ZM173 22H175V21H173ZM199 22V21H198ZM7 23V22H6ZM5 23V24H6ZM18 23V22H17ZM22 23V22H21ZM64 23H65V21H64ZM165 23V22H164ZM196 23V22H195ZM206 23V24H207ZM3 22H2V25H1V22H0V27L1 28H3ZM48 23H46V24H44V26L46 25V26H48V27H43L42 28V26H41V28L42 29H44L45 31L44 32H48L49 30H48V28H51V26H53L54 27V31L53 30H51V31H49L50 33L49 34H52V37L53 36H55L58 32H60V27H59V25H61V24H59V25H56V26H58L57 28L59 29V31H57V29L55 28V26L53 25V24H50V25H47ZM66 24V23H65ZM157 24H159V23H157ZM177 24V23H176ZM179 24V23H178ZM177 24V25H178ZM183 24H184V22H183ZM22 25V24H21ZM23 25H25L24 24V22H23ZM34 25H35V23H34ZM40 25V23H38V26H36V28H38V27H40L39 26ZM63 25V24H62ZM69 25H72L71 27H74V29H73V32L75 31V30H77L78 29V24L76 25V24H69ZM131 25V26H130ZM170 25V24H169ZM171 25H172V23H171ZM228 25V26H229ZM9 26V25H8ZM18 26V25H17ZM19 26H20V24H19ZM27 26V25H26ZM28 29L30 28V32L31 33H33L32 34V36L33 37H36V38H38V37H42V39L43 40H38V42H44V38H46L47 39V34H46V36L43 34V35H39L41 32H43V31H41V32H39V34L38 33H36V28H34L33 26H32V28H31V26L29 25V23H28ZM83 26V25H82ZM187 26V25H186ZM240 26H242V27H240ZM5 27V26H4ZM66 27V26H65ZM81 27V26H80ZM155 27V26H154ZM175 27H177V26H175ZM190 27H192V25L190 26ZM189 27V28H190ZM239 27V28H238ZM0 28V29H1ZM8 28V27H7ZM25 28V27H24ZM27 28V27H26ZM25 28V29H26ZM84 28H86L85 30L82 28V29H78L77 30V32L78 31H81L82 30V32L81 33H77V36H78V34L80 35V38L79 37H77L76 36V33H75V36L73 37L72 35L74 34L72 31H70L71 33H72V35H71V37L69 36V35H67L68 34V32H66V33H63L62 32V34L64 35V37H66V40H67V42H70V40L73 42V40H75L74 42L76 43L77 41H79L77 44L78 45H76L77 46V48L79 47L80 48V46L83 44V43H85L86 42V45L85 46H87V43L89 44V45H91V43H89L90 41V37L91 36H93V39L95 38V32L96 31H92L91 29V31H89L88 30V26L87 27H84ZM91 28V27H90ZM170 28V27H169ZM188 28V29H189ZM231 28V29H230ZM20 29H22V28H20ZM31 29L33 30V31H35V32H33V31H31ZM52 29V28H51ZM56 29V30H55ZM69 30H72V28H68ZM68 29H67V31H68ZM129 29V28H128ZM178 29V28H177ZM224 29H225V31H224ZM233 29V30H232ZM4 30H7L6 28L4 29ZM38 30H40L39 28H38ZM125 30V29H124ZM166 30V29H165ZM175 30H176V28H175ZM222 30V31H221ZM240 30V29H239ZM21 31V30H20ZM29 31H27V33L29 32ZM64 31V30H63ZM126 31V30H125ZM167 31H170V29H168ZM166 31V32H167ZM189 31V30H188ZM199 31V30H198ZM198 31L196 32V34L198 33ZM224 31V32H223ZM0 32H1V30H0ZM3 32H5V31H3ZM3 32H1V33H3ZM22 32H24V31H22ZM38 32V31H37ZM93 33V34H90V33ZM175 32V31H174ZM178 31L176 30V33H177ZM202 32V31H201ZM234 32H240L242 35H240L241 36V39H238L239 41L240 40H242L241 41V43H239V45H235L234 43H235V40H233V42H232V37H233V35H234ZM53 33H55L54 35H53ZM61 33V32H60ZM59 33V34H60ZM98 33V35L99 34H101V32H97ZM116 33H119L120 34V32H116ZM168 33V32H167ZM188 33V32H187ZM192 33V32H191ZM200 33V32H199ZM239 33V34H240ZM21 34L22 33H20L19 32V35L21 36ZM29 34V33H28ZM35 34V35H34ZM36 34H38V35H36ZM42 34V33H41ZM61 34V35H62ZM70 34V33H69ZM88 34L89 35H91V36H89L88 37ZM147 34H149V33H147ZM160 34V33H159ZM190 34V33H189ZM58 35V34H57ZM61 35H60V37H61ZM63 35H62V37H63ZM68 36V38L70 37V38H72L73 37V39H70V40H68L67 39V36ZM83 35H85L84 37H82ZM117 35V34H116ZM165 35V34H164ZM168 35V34H167ZM172 36H173V34H171ZM194 35V34H193ZM6 36H7V33H6V35L2 38V39H5L4 41H6L7 40V38H6ZM19 36V37H20ZM51 36V35H50ZM87 36V37H86ZM152 36V35H151ZM150 36V37H151ZM156 36V35H155ZM160 36H163V35H161L160 34ZM169 36H170V34H169ZM169 36H166V37H169ZM189 36V35H188ZM1 37V36H0ZM49 37V36H48ZM61 37V41L58 39V38H56V41H58V45L62 42V40L64 41V37L62 38ZM96 37H98V36H96ZM126 37V36H125ZM128 38H129V36H127ZM157 37V36H156ZM165 37V38H166ZM175 37V36H174ZM53 38H55V37H53ZM53 38H48V40H52ZM79 38V39H78ZM107 38V37H106ZM147 38V37H146ZM152 38H153V36L151 37V40H152ZM159 38H161V37H159ZM158 38V40L160 41V39ZM162 38H164V36L162 37ZM198 38H200V36H198ZM1 39V40H2ZM10 39V40H9ZM20 39H21V37H20ZM33 39V38H32ZM58 39V40H57ZM92 39V38H91ZM93 39H92V41H93ZM97 38H95V40H96ZM104 39H105V37H104ZM108 39V38H107ZM150 39V38H149ZM154 39H156L155 37H154ZM188 39V38H187ZM66 40L64 41V43H66ZM77 40V41H76ZM102 40H103V38H102ZM120 40H122V38L120 39ZM161 40H163V39H161ZM168 40V39H167ZM166 40V41H167ZM170 40V39H169ZM168 40V41H169ZM172 40V39H171ZM174 40V39H173ZM237 40V39H236ZM3 41V40H2ZM3 41V42H4ZM8 41H10V43H11V37H9L8 38ZM52 41H54V40H52ZM0 42L2 45L4 44V45H6V47H7V49L8 48H10V47H12L11 45H13L15 42H14V40L12 41L13 43L12 44H8V43H6V42ZM42 42V43H43ZM48 42V44H51L52 45V43L53 42H51V41H46L45 42V44ZM49 42H51V43H49ZM101 42H103V41H99V43H100V45H101ZM173 42V41H172ZM172 42H170V43H172ZM19 44H20V42H18ZM24 43V42H23ZM32 43H37V40H36V42L34 41V42H32ZM40 43H37L38 44V46L37 45H31V43H30V46H31V49L32 50H34V48L36 47V48H39V49H36V50H34L35 51V53H37V52H39V51H41V49H40V46L42 45V43L40 44ZM64 43H61L60 45V47H59V49L58 50H56V48H58V47H55V48H53L52 50V52H50L49 50H51V48L54 46V45H56L55 44V41H54V45H52V47H50V49H49V47L47 46L48 44H46L45 46H47L48 48H47V50L50 52V54L49 53H47V51L45 50V49H43V50H45L44 52H46V53H44V52H39V53H42V55L40 54V56H42V57H40L38 54L36 55V59L37 58H39L40 57V59L42 58V60H40V61H42V62H44V64L46 63V62H48L47 60H51V59H53V57L54 56H57V55H59L60 53L62 54V53H64V51H66V46H67V44L65 45ZM81 43V45H79ZM93 43L94 42H92V45H93ZM98 43V44H99ZM189 43V42H188ZM187 43V44H188ZM7 44H8V46H7ZM18 44V45H19ZM26 44H29V42L28 43H26ZM44 44V43H43ZM70 44V43H69ZM97 44V43H96ZM97 44V45H98ZM201 44V43H200ZM4 45H3V48L2 49H5L4 48ZM64 45H65V47L66 48H64ZM88 45V46H89ZM166 45H168V43L166 44ZM13 46H15L16 47V44H14ZM26 46V45H25ZM29 46V45H28ZM28 46H26V47H28ZM32 46H34V47H32ZM42 46H44V45H42ZM44 46V47H45ZM75 46V45H74ZM76 46H75V48H76ZM172 46V45H171ZM186 41L185 40H181V41H179L178 43H177V45L175 46L176 47V49H175V51H172V52H168V54H166V55H163V56H161V58H160V60H161V62L157 59V57H156V59H155V57L153 56V59H152V63H153V61H155L156 60V62H158V63H156L155 62V67H154V65H152L151 64V67H148V66H150V65H148L149 64V62H148V59H146L147 60V64L145 63V64H141V66H143L144 67V69H149L150 68V70H146V72L147 73H149V71H152V67L153 68H155L154 70H153V72L155 71V70H157L156 68L158 67V68H160L159 69V71L160 72H157V71H155L156 72V74L157 75H159L160 73H162V77L161 76H158L159 78L161 77L162 79H163V81L164 80H166V82H172L170 79L172 78V80H173V78L174 77H176L177 75H178V73H176V71L179 69H177L176 71H174V69H175V66H176V64L180 61V60H182V56H183V54H186ZM205 46V45H204ZM203 46V47H204ZM222 46V45H221ZM1 47V46H0ZM14 47V48H15ZM25 47V48H26ZM62 47V48H61ZM70 47V46H69ZM73 47V46H72ZM96 47V46H95ZM94 47V48H95ZM98 47V46H97ZM100 47V46H99ZM113 47H114V45H113ZM162 47V46H161ZM160 47V45H159V48H161ZM169 46H167V48H168ZM199 47V46H198ZM210 47H212V45L210 46ZM248 47H251V55H249V57H247L246 55V53L244 54V51H246V49L248 48ZM14 48H12L11 50H15V51H13L14 52V55H13V53H12V59L15 57V58H19V57H16V55H17V53H15V52H18V51H20V50H18L19 48H16V49H14ZM29 48V47H28ZM65 50H64V49ZM82 48H84V47H82ZM107 48H109V46L107 47ZM158 48V49H159ZM172 48V49H173ZM195 48V47H194ZM200 48V47H199ZM6 49V50H7ZM27 49V48H26ZM30 49V50H31ZM54 49L56 50V51H54ZM62 49V50H61ZM68 49V48H67ZM92 49V48H91ZM98 49V48H97ZM111 49H113V48H110V50ZM115 49V48H114ZM155 49V48H154ZM158 49H155V50H158ZM164 49H166V48H164ZM171 49V50H172ZM189 49V48H188ZM192 49V48H191ZM202 49V48H201ZM200 49V50H201ZM6 50H3V52L5 51L7 54H9V52L11 53L12 51H9V52H7ZM18 50V51H17ZM22 50V49H21ZM32 50H31V52H32ZM38 50V51H37ZM59 50H61V52L59 51ZM64 50V51H63ZM71 50V49H70ZM90 50V49H89ZM93 50V49H92ZM104 51L103 52H105V47H104V49H103ZM108 50V49H107ZM152 50V49H151ZM150 50V51H151ZM170 50V51H171ZM197 50V51H196ZM195 51L196 52H198V49H196ZM204 50V49H203ZM203 50H201V51H203ZM248 50H250V49H248ZM23 51V50H22ZM24 51H28V49L27 50H24ZM24 51H23V53H24ZM57 51H59V53L57 52ZM86 51V50H85ZM88 51V50H87ZM91 51V50H90ZM154 51V50H153ZM159 51H161V49H159ZM0 52H1V49H0ZM21 52V51H20ZM30 52V53H31ZM74 51L72 50V53H73ZM83 52V51H82ZM189 52V51H188ZM205 53H206V50L204 51ZM2 53V52H1ZM5 53V54H6ZM22 53V52H21ZM33 53V52H32ZM30 54V55H34V54ZM43 53L45 54V56L47 55V54H49L51 57H49V55H47L48 57H49V59H48V57L46 56H44L43 55ZM55 53H58V54H55ZM66 53V52H65ZM80 53V52H79ZM78 53V54H79ZM95 53V52H94ZM98 52H96V54H97ZM114 53V52H113ZM133 53L134 52H132L131 54H130V52L129 53H127V52H124L123 53V55L125 56V57H118V58H113L112 56H107L106 57V64H104L103 66L101 65L102 63H100V64H98V66H102L100 69H98V70H96L97 72H95V74L94 75H98V74H100V71H101V73L103 72V74H107L108 73V71H110L111 69H112V67L114 66L115 67V65H116V67H117V64H119V65H122V66H125V65H129V64H131L132 63V59H131V57L129 56V54L130 55H133ZM195 53V52H194ZM199 53V52H198ZM3 54V53H2ZM5 55V56H7L8 57V55ZM28 54H29V52H27L26 53V55H27V60H28ZM52 54V55H51ZM75 54V53H74ZM165 54V53H164ZM1 55V54H0ZM20 55V54H19ZM18 55V56H19ZM25 54H24V58H25V56H26ZM35 55H34V58H35ZM87 55H89L88 53H87ZM145 55H146V53H145ZM148 55V54H147ZM200 55V54H199ZM205 55V54H204ZM4 56V59L5 58H7V57H5ZM53 56V57H52ZM77 57H78V55H76ZM90 56H93L92 54L90 55ZM188 56V55H187ZM187 56H185V61L187 62H189L190 61V59L192 58V57H190V59H188L187 58ZM201 56V55H200ZM10 57H11V55H10ZM21 57V56H20ZM23 57H21V58H19V59H23ZM45 57V58H44ZM85 57V56H84ZM196 57V56H195ZM199 57V56H198ZM0 58H1V60H3V63H2V61L0 60V62L2 63V64H0V67H2L4 70H6V64H8L9 62L11 63L12 61H14V60H11V59H7V60H5L6 61V64H5V61H4V59H3V56L1 55L0 56ZM55 59H57V57H54ZM74 58V57H73ZM76 58V57H75ZM91 58V57H90ZM96 58H97V56H96ZM183 58H184V56H183ZM18 59V60H19ZM29 59H33L31 56H30V58ZM35 59V60H36ZM43 59H44V61H43ZM71 60H72V58H70ZM69 59V60H70ZM78 59V58H77ZM89 59V58H88ZM93 59H95V58H93ZM165 59V62L163 61V60ZM202 59L203 60H205L203 57H202ZM38 60V59H37ZM70 60V61H71ZM74 60V59H73ZM140 60H142V61H140ZM139 61L140 62H138V64H139V66H138V68H140V63H142L143 62V60L146 62V60L145 59H140ZM184 60V59H183ZM199 60V59H198ZM7 61H9L8 63H7ZM15 61H17V60H15ZM23 61H26L25 59L23 60ZM46 61V62H45ZM52 61H54V60H52ZM89 61V60H88ZM88 61H87V66L89 65L88 64ZM94 61V60H93ZM149 61H150V58H149ZM185 61H184V64H185ZM214 60H212V62H213ZM216 61V60H215ZM27 62V61H26ZM39 62V61H38ZM42 62H40V63H42ZM56 62V64H58L57 63V61H54V63ZM72 62V61H71ZM71 62H69V64L71 63ZM96 62V61H95ZM162 62H164L163 64V67H162ZM181 62V61H180ZM183 62V61H182ZM203 62V61H202ZM206 62V61H205ZM211 62V63H212ZM10 63L8 64V65H10ZM16 63V62H15ZM19 63V62H18ZM28 64H26V65H28L27 67H26V69H23V71H25L26 70V72L28 71V70H31V68H32V72L30 73L31 75L32 74H34V78H35V75H36V77L38 76V74H37V72H38V70H39V65H35L36 66V68L35 69H37L38 68V70L36 71L35 69H33V66L32 65H30V66H32V67H30L29 66V64H31V63H29V62H27ZM40 63H38V64H40ZM54 63L52 64V65H54ZM68 63V62H67ZM75 63V62H74ZM77 63V62H76ZM85 63V62H84ZM90 63V62H89ZM94 63V62H93ZM47 64H49V62L47 63ZM50 64H51V62H50ZM161 65L160 67H159V65ZM208 64H209V61H208ZM4 67H3V66ZM11 65H13L12 63H11ZM41 65H43V64H41ZM40 65V66H41ZM46 65V64H45ZM51 65V66H52ZM60 65V64H59ZM74 65H76V64H74ZM74 65L72 64L71 66L72 67H74ZM79 65H81V63H79ZM146 65H148L147 66V68H146ZM193 65V64H192ZM194 65H195V63H194ZM193 65V66H194ZM199 64L197 63V65L196 66H198ZM211 65V64H210ZM217 65H219V64H217ZM16 66H17V63H16ZM48 66V65H47ZM47 66H45V67H47ZM82 66V65H81ZM94 66V65H93ZM157 66V67H156ZM187 66H189V64L187 65ZM196 66H194V72H193V74L197 71H195V67ZM200 66V65H199ZM13 67V66H12ZM20 67V66H19ZM29 67H30V69H29ZM55 67H56V69H57V66L55 65ZM59 68H58V70L60 69V66H58ZM89 67H91V64H90V66ZM132 67H134V66H132ZM190 67V66H189ZM8 69H9V66L7 67ZM14 68V67H13ZM17 67H15V69H16ZM22 68H24V67H22ZM42 68V67H41ZM50 69H52L51 67H49ZM54 68V67H53ZM71 68V67H70ZM84 67H81V69H83ZM94 68H96L95 66H94ZM121 68V67H120ZM119 66H118V71H119V73L120 72H122V71H120L119 69ZM164 68V69H163ZM191 68H193L192 66H191ZM205 68V67H204ZM204 68L202 69V70H204ZM10 69H11V72H10V70H9V72H10V74L12 73V71H13V69L10 67ZM18 69H20V68H17L16 69V72H17V74H16V77L18 76V77H21V75L24 77L26 74H24L25 72H23L21 75L20 74H18L19 72H21V70L18 72L17 70ZM50 69H46L45 68V70H44V74H47V71L46 70H50ZM67 69H69L68 68V66H67ZM80 69V71L78 72V73H81V70ZM91 69V68H90ZM130 69V68H129ZM137 69V68H136ZM183 69H185V67L183 66ZM207 69V68H206ZM0 70L2 71V69L0 68ZM35 70V71H34ZM42 70V71H43ZM53 70V69H52ZM56 71V70H54V73H55V71L57 72L56 74H59L58 72L59 71ZM63 69H60V72L62 73L63 71H62ZM70 70H74V68H72V69H69V72L70 73H72ZM83 70H85L86 71V69H83ZM100 70V71H99ZM139 70H142V69H139ZM191 70V69H190ZM193 70V69H192ZM191 70V71H192ZM198 70H200V69H198ZM209 70H211L210 68H209ZM214 70V71H213ZM40 71V70H39ZM42 71H41V73H42ZM85 71L83 72V73H85ZM115 71V70H114ZM127 71H128V69H127ZM179 72H180V70H178ZM184 71H188V73H189V70H184ZM205 71V70H204ZM3 72V71H2ZM9 72H7L6 71V73H9ZM28 72H30V71H28ZM46 72V73H45ZM49 72V71H48ZM53 71H51V73H52ZM75 72V71H74ZM72 73V74H78L77 72H75V73ZM92 72H94V71H92V69H91V73ZM124 72V71H123ZM122 72V73H123ZM133 72V71H132ZM137 72V71H136ZM143 72H145V71H143ZM163 72H166V74H168V75H171L172 77L170 78L169 77V80L170 81H167V77H165L166 76V74H164ZM176 74H175V73ZM182 72V71H181ZM201 71H198L197 72V74L198 73H200ZM209 72V71H208ZM53 73V74H54ZM97 73V74H96ZM119 73H118V75H119ZM122 73H121V75H122ZM159 73V74H158ZM174 73V74H173ZM204 73H206V71L204 72ZM5 75V77H8V76H6V74H5V72H3V73H0V76H3V75ZM13 74H15V71H13ZM40 74V73H39ZM43 74V75H44ZM53 74H50V72H49V75L51 76V75H53ZM127 74H128V72H127ZM180 74H182V73H180ZM179 74V75H180ZM187 74V72H185V73H183L182 74V79H184V80H186L185 79V75ZM196 74V73H195ZM207 74V73H206ZM28 75V74H27ZM31 75H29V76H31ZM62 75V74H61ZM64 76H65V73L63 74ZM131 76L133 75V74H130ZM136 75H138L139 76V73L137 74L136 73ZM161 75V74H160ZM165 75V76H164ZM184 75V76H183ZM200 75V77H201V74H199ZM47 76V77H46ZM50 76H48V75H45V76H42V74H40V77H38L39 79H41L42 80V78H49ZM116 76V75H115ZM114 76V77H115ZM126 77H127V79H126V81L125 82H127V80H128V77L129 76H127V75H125ZM174 76V77H173ZM264 76V75H263ZM262 76V77H263ZM13 78L14 76H9V79H11V78ZM26 77V76H25ZM31 78V79H33L34 80V78ZM53 77H54V75H53ZM111 77V76H110ZM118 76H116L115 78H117ZM119 77H120V75H119ZM132 77H134L135 78V75H133ZM157 77V76H156ZM165 77V78H164ZM196 77V76H195ZM26 78H28V77H26ZM96 78H98V77H96ZM107 78V77H106ZM112 78V77H111ZM133 78V79H134ZM140 78V77H139ZM180 77H179V79H181ZM231 78H233V82H228L229 81V79H231ZM14 79H16L15 77L13 78V79H11V80H14ZM18 79V78H17ZM37 79V78H36ZM69 79V78H68ZM108 79L109 78H107L106 79V81H105V78H104V82L102 83V82H100V83H98V85L100 84V86H98V88H99V90L102 88V87H104V86H110V87H112V88H110L109 89V91L111 90V92L116 88V84L114 83V82H112V83H110V84H108L109 83V81H113V78L111 79V80H109L108 81ZM125 79V78H124ZM124 79H123V75H122V80L119 78V79H115V82L116 83H118L120 80V82H121V84H122V82H124ZM189 79V80H188ZM264 79V78H263ZM19 80L20 79H18L17 81L19 82ZM27 80H30V79H26V81L24 82V81H21V82H24V83H26V85L24 84V86H26V88L24 89L23 87V83H20L21 84V86H23L22 88L25 90V92L23 91V89H21L24 93H25V95H29V94H31V93H28V90H27V87H29L28 86V84H27ZM79 80V82H78V84H79V88H80V85H83V80L82 79H78ZM93 80H94V84L96 85V79L95 78H93ZM93 80L91 81V84L90 85H88V87H90V88H88L87 87V89H90L89 91H91L92 89H94V91H95V85L93 84V86L91 87V85H92V82H93ZM96 80V81H95ZM139 79L137 78V76H136V80L134 81V83L133 82H131L132 84H138V82H140V80L138 81ZM141 80L142 81H144L145 82V77H144V79H142V77H141ZM158 80V79H157ZM177 80V79H176ZM40 81V80H39ZM81 81V82H80ZM89 81V80H88ZM108 81V83L107 84H105L104 85V83L105 82H107ZM128 81H132V80H130V78H129V80ZM138 81V82H137ZM161 81V80H160ZM177 81H179V80H177ZM183 81V80H182ZM248 81H249V83H248ZM10 82H12V81H10ZM57 82H58V80H57ZM60 82V81H59ZM124 82V83H125ZM155 82H158V81H155ZM166 82H163V84L165 83L166 84ZM180 82V81H179ZM187 82V83H186ZM14 83H17V82H15L14 81ZM130 83V84H131ZM167 83V84H168ZM174 83H176V82H174ZM202 83V84H201ZM263 83V84H262ZM20 84H17V85H15V87L17 86L18 87V89H16V91H18V93L15 91V93H17L16 95V97L14 96V98L16 99L17 97H18V99H16L15 101H17V105H19V107H22V105H24V103H21V102H23L24 101V98H25V96H23L24 95V93L21 91V90H19V88H21V86L19 87V85ZM77 84V85H78ZM119 84V83H118ZM120 84V85H121ZM141 84H143V82H141ZM140 83L138 84L139 86H136L135 85V89H137V90H142V88L143 87H141V86H143V85H141ZM147 84V83H146ZM163 84H160V85H162L163 86ZM164 84V85H165ZM205 84V85H204ZM69 85V84H68ZM74 85V84H73ZM77 85H74L77 89H79L78 87H77ZM115 85V86H114ZM144 85H145V83H144ZM148 85V84H147ZM146 85V86H147ZM172 85H173V83H172ZM171 85V86H172ZM185 85L187 86V87H185ZM71 86H72V84H71ZM121 86H123L122 88H124V85H121ZM126 86V85H125ZM190 86V87H189ZM70 87V86H69ZM75 87H73V89H75ZM148 89H149V87H151V85L149 84L148 86ZM156 87V86H155ZM163 87H165V86H163ZM184 87V88H183ZM83 88H84V86H83ZM114 88V89H113ZM120 88V86H118V89ZM121 88V89H122ZM126 88V87H125ZM139 88V89H138ZM146 88V87H145ZM157 88V87H156ZM156 88H155V90H156ZM168 88V87H167ZM166 88V89H167ZM175 88V87H174ZM195 88V89H194ZM247 88H245V90H241V91H237V92H240V94H241V92H245L246 93V89ZM28 89H30V88H28ZM46 89H48V87L46 88ZM81 89V88H80ZM135 89H133V90H135ZM144 89V88H143ZM153 89V88H152ZM168 89H170V88H168ZM181 89V90H180ZM250 89V90H251ZM13 90V89H12ZM14 90H15V88H14ZM14 90H13V95H15L14 94ZM31 90H33V89H30V91ZM43 91H41V93L42 92H44V91H46V90H44V89H42ZM82 90H84V89H81L80 90V92L82 91ZM108 90V89H107ZM115 90H117V89H115ZM115 90H114V92H108L109 93V96H110V93H111V95L113 94V93H115ZM131 90V89H130ZM132 90V91H133ZM160 90H164V88H161ZM19 91H21V92H19ZM29 91V92H30ZM48 91V90H47ZM79 91V90H78ZM77 91V92H78ZM93 91V90H92ZM140 91H138L139 93H141ZM149 91H151V89L150 90H148L147 91V93L149 92ZM213 91V92H214ZM26 92H27V94H26ZM32 92V91H31ZM84 92V91H83ZM125 92V91H124ZM126 92H127V90H126ZM131 92V91H130ZM133 92H135V91H133ZM133 92H131V96L128 94L127 96H124V97H127V99L126 100H129L130 99V102H131V104L132 105H134L133 104V102H134V100H132V99H134V97H132V94H133ZM179 94H178V93ZM228 91H225V94L227 93ZM249 90H248V95L250 96V94H251V92H250V94H249ZM21 93V97L19 96V94ZM33 93H36L35 92V90H33ZM32 93V95H30V99H29V97L27 98H25V104L27 105L26 107H28L29 106V104L32 106L33 104H40V101H39V103H38V100H40L39 98H38V100L36 99V97L37 96H35L34 94ZM40 93V94H41ZM48 93V92H47ZM92 94V96H93V93L92 92H89V94ZM103 93V92H102ZM128 93H129V91H128ZM139 93H138V95H139ZM142 93L144 94L145 93V91H143L142 90ZM162 93V92H161ZM171 93H169L171 96H173ZM36 94H39L38 92L36 93ZM42 94H45V93H42ZM79 94V93H78ZM88 94V93H87ZM134 94H137V93H134ZM149 94H151L152 95V93H149ZM165 94H167L166 92H165ZM169 94H167V98H171V96H169L168 97V95ZM233 94V93H232ZM238 94V93H237ZM236 93L234 94V96L236 97V96H240L239 94L237 95ZM247 94V93H246ZM246 94H244L243 93V96L244 95H246ZM27 95V96H28ZM46 95V94H45ZM84 95V94H83ZM82 95V96H83ZM99 95V94H98ZM103 95V94H102ZM102 95H101V97H102ZM114 95H117L118 96V94L116 93V94H114ZM113 95V96H114ZM120 95H122V94H120ZM142 95V94H141ZM164 95V94H163ZM248 95H247V98L249 99V97H248ZM251 95H253V94H251ZM31 96L33 97V99L31 98ZM38 96H40V95H38ZM85 96V95H84ZM83 96V97H84ZM92 96H90V97H88V99L89 98H91ZM129 96H130V98H129ZM162 96V95H161ZM188 96V97H189ZM217 96H219V95H217ZM22 98L21 100V102H20V98ZM24 97V98H23ZM34 97H35V99H34ZM98 97V96H97ZM106 97V96H105ZM131 97H132V99H131ZM151 97V96H150ZM159 97V96H158ZM174 96L172 97V98H175ZM178 97V98H179ZM227 97V96H226ZM234 97V98H235ZM80 98H81V96H80ZM136 98V97H135ZM144 98V97H143ZM152 98H154V100H152L151 98L149 99V100H152V101H149V102H152V103H149L150 105L152 104V106L151 107H153L154 105H156V107H157V104L156 103H158L156 100H158L157 98L155 99V97L153 96ZM178 98H176V99H178ZM221 98V97H220ZM223 98V97H222ZM228 98V97H227ZM231 98V97H230ZM229 98V99H230ZM239 98H243L242 97V95H241V97H239ZM254 98V97H253ZM41 99H42V97H41ZM73 99H74V97H73ZM79 99V98H78ZM82 99V98H81ZM188 99H190V100H188ZM195 99V100H194ZM250 99H251V97H250ZM249 99V100H250ZM14 100V99H13ZM26 100H27V102L30 100H35V103H34V101H29V104L26 102ZM84 100V99H83ZM85 100H87V99H85ZM100 100V99H99ZM114 100V99H113ZM112 100V101H113ZM123 101L125 100L124 98L122 99ZM132 100V101H131ZM165 100V99H164ZM181 100V101H180ZM186 100H188V101H190V102H187ZM236 100V99H235ZM14 101V102H15ZM37 101V102H36ZM73 101V100H72ZM79 101V100H78ZM115 102H116V100H114ZM154 101H156V103L154 102ZM224 101V103H226L227 102V100H226V102H225V100H223ZM21 103V104H18V103ZM42 102V101H41ZM76 102V101H75ZM111 102V101H110ZM125 102V104H124V108H125V106H128V105H126V101H124ZM147 102V101H146ZM153 102H154V105H153ZM195 102V103H194ZM221 102H222V100L220 101V103L219 104H221ZM228 102H231V101H228ZM241 102V101H240ZM239 102V103H240ZM13 102H11V104H12ZM70 103V102H69ZM69 103H67L68 105H69ZM108 103V102H107ZM129 103V102H128ZM148 103V102H147ZM170 103V102H169ZM196 104V106H198L197 108H195L193 105L194 104ZM236 103V102H235ZM238 103V102H237ZM242 103V102H241ZM14 104V103H13ZM12 104V105H13ZM93 104V103H92ZM104 104V103H103ZM141 104H142V102H141ZM146 104V103H145ZM149 104H147V105H149ZM180 104H177L179 107H180ZM193 104V105H192ZM67 105V106H68ZM90 105V104H89ZM105 105L108 107V106H110L109 108H110V113L108 112V114H105V113H103L102 114V112H101V109H100V112L101 113H99V119H95L94 117L93 118H91V120H90V123H94V124H96V126H97V128L98 129H103L104 127L105 128H107L106 127V125H107V123H109V122H112L113 123V126L112 127H114L115 129L117 128L118 130L117 131H112V129L110 128V134L111 135H113L111 132H114V136H115V138H117V137H120V135H121V127H124V124L121 122L123 119L122 118H124V119H128L127 118V116H122V117H120L121 115H122V113L121 114H119V109L116 107V106H114L115 104H112V103H110L109 105L108 104H106L105 103ZM147 105H145V106H147ZM149 105V106H150ZM158 105H159V103H158ZM176 105V106H177ZM183 105V107L182 108H185V106ZM200 105V106H199ZM231 106H230V108L231 107H233V108H231L232 110L234 109L235 110V107H234V105L235 106H237L238 104H234L233 106H232V104H230ZM33 106H37V105H33ZM33 106L31 107V109L33 108ZM65 106V105H64ZM102 106V105H101ZM119 106H121L120 104H119ZM138 106V105H137ZM149 106L147 107V109H150L149 108ZM160 106H161V103H160ZM159 106V107H160ZM165 106H167V105H165ZM193 106V107H192ZM219 106V105H218ZM14 107V109L15 108H17L18 106H16V104L13 106ZM18 107V108H19ZM25 106L24 107H22V109H25L26 108ZM80 107V106H79ZM84 107H86V106H84ZM90 106H88V108H89ZM92 107H94V106H92ZM107 107H105V110H106V108ZM130 107H132V106H130L129 105V109H130ZM139 107H140V104H139ZM142 107H143V105H142ZM159 107H157V108H159ZM189 107H187V108H189ZM222 107H224V106H222ZM229 107V106H228ZM237 107H239V108H241L242 107V104H241V107H240V104L237 106ZM35 108H37V107H35ZM76 108V107H75ZM74 108V111H73V109L71 110V112H70V114H72V115H75V116H70L69 114H67V113H69V112H65V114H67L68 115V117H67V119H65L63 116H65L66 117V115H59L60 117H58L59 119H61L59 122H61L62 124H63V126H69L68 124L70 123V125L72 124L71 123V121L73 120V118H75L76 117V115H77V117H78V115H79V117H80V113H82V111L80 112V109L78 108V109H75ZM83 108V107H82ZM91 108V107H90ZM103 108H104V106H103ZM103 108H102V111H105V110H103ZM121 108V107H120ZM141 108V107H140ZM218 108V107H217ZM220 108V107H219ZM27 109V108H26ZM26 109H25V111H26ZM34 109V108H33ZM32 109V110H33ZM129 109H128V112H129ZM145 109V108H144ZM221 110H222V108H220ZM227 109H229V108H227ZM227 109H226V112L228 113L229 112V110L227 111ZM242 109V108H241ZM28 110H30V107H29V109H27V111ZM31 110V111H32ZM81 110H83V109H81ZM85 110H87V109H85ZM90 110H92V108L90 109ZM90 110H87V112H89ZM121 111H122V108L120 109ZM138 110V109H137ZM152 110V109H151ZM204 110L203 111H200L201 113L200 114H198V113H196V114H198L199 116H201V120H203L202 119V117L204 116V114L205 113H202V112H204ZM237 110V109H236ZM235 110V111H236ZM125 111H126V108H125ZM139 112H140V110H138ZM234 111V112H235ZM29 112V111H28ZM123 112V111H122ZM149 112V113H148ZM152 112H153V110H152ZM150 110L149 111H147L146 113H148V114H145L146 115V118H147V116H148V118H149V116H150V114H151V116H152V114H155L156 113V110L154 111L155 113H152ZM167 112V111H166ZM219 113L221 112V111H218ZM218 112H217V115H218ZM226 112H225V114H226ZM238 112H240V110L238 111ZM51 113V112H50ZM92 113V112H91ZM127 113V112H126ZM163 113V112H162ZM191 113V112H190ZM64 114V113H63ZM84 113H82V116H84L83 115ZM166 114V113H165ZM203 114V115H202ZM232 114H234V113H232ZM235 114L237 115V113L235 112ZM252 114H253V116H252ZM52 115V114H51ZM120 115V116H119ZM139 115H141L140 113H139ZM160 115H162V114H159V116ZM173 115V114H172ZM180 115V114H179ZM198 115H196L197 117H198ZM207 115H209V114H207L206 113V117H207ZM216 115V114H215ZM38 116V115H37ZM94 116V115H93ZM96 116V115H95ZM150 116V117H151ZM175 115H173V120H179L178 119V117H177V119H174L175 117H174ZM184 116V115H183ZM226 116V115H225ZM250 116H251V120H253V121H251L249 118H250ZM39 117V116H38ZM37 117V118H38ZM43 117V116H42ZM76 117V118H77ZM86 117H88V115H85L84 116V118H86ZM89 117H91L90 115H89ZM136 117V116H135ZM157 117H158V114H157ZM164 117V116H163ZM162 117V118H163ZM168 117V116H167ZM172 117V116H171ZM193 117V116H192ZM206 117H205V121H208V119H210V117H211V119H212V121H211V119L209 120V122L211 121V122H213V120H214V122H215V118H217V117H213L211 114H210V117L208 116V119L206 120ZM213 117V118H212ZM31 118V117H30ZM41 118V117H40ZM49 118H52V117H49ZM153 119L155 118L156 119V117L153 115V117H152ZM181 118H182V116H181ZM184 118V117H183ZM185 118H187L188 120H186V121H188L189 122V119H190V117L188 118V117H185ZM195 118V117H194ZM204 118V117H203ZM226 118V117H225ZM228 118V117H227ZM77 119H80V118H77ZM88 118H86V120H87ZM151 119V118H150ZM165 119V118H164ZM164 119H163V122H164ZM172 119H170V121L172 120ZM196 119V118H195ZM31 120V119H30ZM41 120V119H40ZM63 120L66 122L65 124L63 123ZM67 120H71V121H68V123H67ZM157 120V119H156ZM184 120V119H183ZM183 120H180V121H183ZM196 120H198V119H196ZM199 120H200V118H199ZM200 120V124H204V126H207L208 125V127L206 128H204L203 127V130H204V132H208V128L209 127H211V126H209V125H211V122H210V124L208 123L207 125H205V123H203V122H205V121H201ZM222 120H223V117H222ZM251 121V124L252 125H255L256 127H251L249 124H248V122H250ZM80 121H82V124H84L83 123V120H80ZM124 121V120H123ZM136 121V120H135ZM148 121V120H147ZM159 121H160V119H159ZM158 121V122H159ZM30 121H28V123H29ZM50 122V121H49ZM72 122H74V121H72ZM87 122H88V120H87ZM143 122H145V121H143ZM191 124L190 125H194L193 124V122L194 121H192V118H191ZM213 122V123H214ZM220 122V121H219ZM242 122V123H241ZM243 122L245 123L246 122V124L244 125L243 124ZM255 124H254V123ZM76 123V122H75ZM134 123V122H133ZM137 123V122H136ZM139 123V122H138ZM172 123V122H171ZM171 123H168L169 125H171ZM176 123V122H175ZM174 123V124H175ZM190 123V122H189ZM196 125H199V124H197V122L195 121L194 122ZM212 123V124H213ZM27 123H25L24 125H26ZM77 124V123H76ZM130 124V123H129ZM143 124V123H142ZM159 125H160V123H158ZM243 125V126H240V125ZM22 125V124H21ZM72 125H75V124H72ZM85 125V127H86V124H84ZM83 125V126H84ZM109 125V124H108ZM107 125V126H108ZM127 125V124H126ZM134 125V124H133ZM138 125V124H137ZM146 125V124H145ZM156 125V124H155ZM189 125V126H190ZM50 126V125H49ZM132 126V125H131ZM144 126V125H143ZM172 126H173V123H172ZM185 126V125H184ZM195 126V125H194ZM202 126V125H201ZM213 126H215V124L214 125H212V127ZM250 126V127H249ZM29 127H34V126H29ZM39 127V126H38ZM38 127H36V129L38 128ZM52 127V126H51ZM72 127H74V129L76 128V129H79V127L77 126V125H75V126H71V129H72ZM93 127V126H92ZM92 127H91V129H92ZM95 127V126H94ZM111 127V126H110ZM135 127H136V125H135ZM147 127V126H146ZM150 127V126H149ZM154 127V126H153ZM162 127V126H161ZM166 127V128H165ZM177 129L178 128H180L179 129V131L182 129V127H180V126H178L177 127V125L175 126ZM199 127V126H198ZM198 127H196L197 129V131L199 130V132L201 131V129L199 128L198 129ZM216 127V126H215ZM218 127V126H217ZM216 127V128H217ZM228 127L230 128V130L228 129ZM237 127V128H236ZM86 128H88L89 129V127H88V125H87V127ZM144 128V127H143ZM151 128V127H150ZM157 128V127H156ZM164 128L165 129H167V126H164ZM164 128H163V130H164ZM169 128H171V127H169ZM168 128V131L167 130H165V134H166V131L167 132H169V130L171 131V129H169ZM186 128V127H185ZM190 128H193V126H190ZM189 128V132H190V129ZM236 128V130L238 131V132H240V131H242V132H240V133H237L236 132V130H234ZM5 129V128H4ZM53 129V128H52ZM51 129V130H52ZM70 129V131H71V134L72 135H74L75 133L73 132L72 133V130ZM107 129H109V127L107 128ZM135 129V128H134ZM152 129V128H151ZM159 129V128H158ZM157 129V130H158ZM207 129V130H206ZM211 129V128H210ZM259 129L257 130V131H259ZM82 130H83V128H82ZM81 130V128L78 130V131H82ZM87 130V129H86ZM86 130H84V133H83V131H82V133H83V137L84 138H86V147H85V153L83 152V154L84 155H86V152L88 151H90V149H91V147H93V148H97L100 144L97 142V135H96V133L94 132V131H96V129L94 130V128L92 129V130H90V131H88L87 133H85V131ZM94 130V131H93ZM145 130H148V129H145ZM176 129H172V131H175ZM228 130H229V132H228ZM5 131V130H4ZM4 131H3V133H4ZM75 131H77V130H75ZM77 131V135L75 134V137H73L72 135H70V139L72 140V141H68V142H72V145H73V143H75V140L76 139H79V137H78V135L80 134L79 132ZM108 132H109V130H107ZM131 131H133L132 130V128H131ZM138 131V130H137ZM158 131H160V130H158ZM194 131V132H193ZM210 131H212V129L210 130ZM255 131V130H254ZM49 132V131H48ZM52 132V131H51ZM101 132H102V130H101ZM107 132V134H109ZM127 132V131H126ZM151 132V131H150ZM155 132V131H154ZM153 132V130H152V133H154ZM157 132V131H156ZM156 132H155V134H156ZM176 132L178 133V137L177 138H180L179 140H182V145H183V147L185 148V146H188V148H189V145L193 142L194 143V141H195V143L196 142H198V141H200V140H202V139H200V137L199 138H197V136H199L200 134L199 133H196L195 132V130H191V132H193V137H194V139H193V137L191 136V132L189 133V132H187V129H184V131H180L181 133H182V135L184 134V132H185V134L182 136L179 132H178V130H176L175 132H173L174 134H176ZM202 132V131H201ZM200 132V133H201ZM213 132V131H212ZM256 132V131H255ZM259 132V133H260ZM28 133V132H27ZM40 133V132H39ZM139 133V132H138ZM147 133V132H146ZM149 133V132H148ZM160 133H162V132H159V135H160ZM187 133V134H186ZM209 133V132H208ZM8 134V133H7ZM26 134V133H25ZM29 134V133H28ZM101 134H103V135H105L104 133H101ZM126 134V133H125ZM130 134V133H129ZM143 134V133H142ZM145 134V133H144ZM151 134V133H150ZM149 134V135H150ZM158 134V133H157ZM198 134V135H197ZM218 134L216 135V137H218ZM221 134L219 135V136H221ZM225 134V133H224ZM231 134H233V132H231ZM248 135V133H245L244 135L245 136H247ZM258 134V133H257ZM263 134L262 135H260V134H258L256 137H255V139H254V144H255V146L252 144L251 146H252V148L250 147V150L248 151V152H245V150H242L240 147H239V145H238V143H241V141L242 140H244V139H242V137H239L238 139H236V143H232L231 144V141H229V142H225V147H228V148H226V150H224V146H222V147H224V148H222L223 149V152H222V150L220 151L218 148V150L217 151H219V154H218V152H215L216 153V155L218 156V158H217V156H216V160L217 159H219V157H221V155L222 156H232V155H234V156H238V154L240 155V153L241 154H243L244 155V153H248V156H250V158H252V157H255V158H257V159H255V163L256 164H253V166L255 167V165H256V168H252V169H250L251 168V166L249 167V168H247V169H245V171L243 170V171H240L239 173H238V175L237 176H235L236 175V171L235 172H233V173H231V175H233L234 173H235V175H234V177L232 178V179H230V181L232 182V183H230V188H233V190L234 189H242L243 188V186L244 185H248L249 183H251V182H249V181H254V185H257V187L259 186V187H261V186H264V176L262 177V176H260V174H261V172L260 173H258L257 171L258 170H260L262 167H264V146H262L263 147V149L262 150H258L257 149V146L258 147H260V145L263 143V138H264V136H263ZM81 136H82V134H80ZM111 135H109V136H111ZM141 135V134H140ZM148 135V134H147ZM149 135H148V138H149ZM181 135V136H180ZM188 135V136H187ZM191 137H190V136ZM195 135H196V137H195ZM211 135L212 134H210V138H211ZM234 135V136H235ZM251 135V134H250ZM253 135V134H252ZM3 136V135H2ZM1 136V137H2ZM47 136H49V135H47ZM50 136H53V134H50ZM81 136H80V139L81 140H83L82 138H81ZM123 136H126V135H123ZM129 136V135H128ZM144 136V135H143ZM146 136V135H145ZM162 136V135H161ZM174 136H176V135H174ZM186 136V137H185ZM214 136V135H213ZM212 136V137H213ZM221 136V137H222ZM235 136V137H236ZM249 136V135H248ZM248 136H247V138H248ZM63 137V136H62ZM67 137H69V135H67ZM112 137V136H111ZM129 137H131V134H130V136ZM128 137V138H129ZM208 137V138H209ZM244 137V136H243ZM53 138V137H52ZM102 139H103V137H101ZM100 138V139H101ZM114 138V141L116 140ZM174 138H176V137H174ZM177 138H176V140H175V144H176V141H177V143L179 142L178 140H177ZM195 138H196V140L197 139H199L198 141H196L195 140ZM202 138V137H201ZM209 138V140H211V139H213V138H211L210 139ZM226 137L224 136L222 139H225ZM237 138V137H236ZM66 138L64 137V140H65ZM111 139H113V138H111ZM123 139H124V137H123ZM162 139V138H161ZM163 139H165V138H163ZM184 139V140H183ZM204 139V138H203ZM216 139H218L219 140V138H216ZM215 138H214V141H217ZM222 139H220V144H221V140ZM227 139V138H226ZM231 139H232V137H231ZM45 140V139H44ZM48 140H50V139H48ZM62 140H63V138H62ZM120 140V139H119ZM126 139H124V141H125ZM142 140H143V138H142ZM174 140V139H173ZM206 140V139H205ZM249 140H251V137H250V139ZM53 141H54V138H53ZM105 141H106V143H107V141H109V139L108 140H106L105 139ZM105 141H103L102 140V142H105ZM124 141H122V142H124ZM137 141V140H136ZM165 141H167V140H165ZM225 141V140H224ZM227 141V140H226ZM0 142H3V140L2 141H0ZM84 142V141H83ZM102 142H101V146L103 147V145H102ZM181 142V141H180ZM204 142V141H203ZM247 142V141H246ZM50 143V142H49ZM48 142L47 143H44V145L45 144H47V146H49L50 144H49ZM54 144H55V141L53 142ZM111 143V142H110ZM110 143H107V145L109 146V144ZM135 143V142H134ZM192 143V144H193ZM194 143V144H195ZM243 143V142H242ZM250 143H252V140H251V142ZM1 144H3V143H1ZM42 144V143H41ZM82 144V143H81ZM81 144H78V146L79 145H81ZM99 144V145H98ZM104 144V143H103ZM121 144V143H120ZM124 144V143H123ZM141 144V143H140ZM148 144V143H147ZM156 144V143H155ZM158 144H159V142H158ZM160 144H161V142H160ZM178 144H181V143H178ZM185 144H189V145H185ZM197 144V146L200 144V142L199 143H196ZM208 144V143H207ZM215 145H217V147H220V146H218L219 145V143H214ZM235 144V145H234ZM264 144V143H263ZM262 144V145H263ZM4 145V144H3ZM43 145V146H44ZM53 145V144H52ZM77 145V144H76ZM83 145V144H82ZM124 145H126V143L124 144ZM123 145V146H124ZM134 145V144H133ZM137 145H138V143H137ZM137 145H135V147L137 146ZM41 146V145H40ZM43 146H41V148L43 147ZM75 146V145H74ZM73 146V147H74ZM85 146V145H84ZM113 146V145H112ZM114 146H116L115 144H114ZM141 146V145H140ZM177 146V145H176ZM181 145H179V147H178V149L180 150V149H182L181 147H180ZM191 146V145H190ZM209 146V145H208ZM211 146V145H210ZM66 147V146H65ZM68 147V146H67ZM80 147V146H79ZM79 147H77L76 146V148H79ZM83 147V146H82ZM129 147H131V145L129 146ZM134 147V146H133ZM253 147H255V148H253ZM3 148V147H2ZM46 147H44L43 149H45ZM75 148V149H76ZM86 148H87V151H86ZM109 148V147H108ZM115 148V150H116V147H114ZM123 148V147H122ZM156 148V147H155ZM197 148V147H196ZM212 148V147H211ZM4 149V148H3ZM74 149V148H73ZM89 149V150H88ZM127 149H129L128 148V146H127ZM127 149H124L123 150V153H124V151L126 150L127 151ZM135 149V148H134ZM134 149H132V151L134 152ZM142 149V148H141ZM148 149V148H147ZM146 149V150H147ZM177 149V148H176ZM198 149H201V146H200V148H198ZM221 149V148H220ZM0 150H1V145H0ZM54 150V149H53ZM52 150V151H53ZM80 150H83V149H81L80 148ZM79 150V151H80ZM92 150V149H91ZM100 149L99 148H97V151H99ZM105 150H107L106 149V145H105ZM130 150V154H131V156H132V151H131V149H129ZM137 150V149H136ZM2 151V150H1ZM4 151V150H3ZM73 151V150H72ZM96 151V150H95ZM104 150H102V152H103ZM108 151V150H107ZM118 151V150H117ZM122 151V150H121ZM157 151V150H156ZM43 152V151H42ZM51 152V151H50ZM73 152H75L76 153V151H73ZM81 152V151H80ZM138 152V151H137ZM158 152V151H157ZM160 152V151H159ZM158 152V153H159ZM164 152V151H163ZM220 152H222V153H220ZM1 153V152H0ZM5 153H6V151H5ZM40 153V152H39ZM46 153V152H45ZM82 153V152H81ZM99 153H101L100 151H99ZM111 153V152H110ZM109 153V154H110ZM117 153H119V152H117ZM152 153V152H151ZM151 153H149V154H151ZM155 152H153V154H154ZM2 154V153H1ZM0 154V157L2 156ZM54 154V153H53ZM95 154V153H94ZM98 154V153H97ZM126 154V153H125ZM134 154V153H133ZM138 154V153H137ZM139 154H140V152H139ZM142 154V153H141ZM140 154V155H141ZM147 154V153H146ZM145 154V155H146ZM149 154H147V156L145 157V158H147V157H149L148 155ZM221 154V155H220ZM41 155H42V153H41ZM43 155H44V153H43ZM42 155V156H43ZM49 155V154H48ZM90 157L91 156H95V155H93V153H91V152H89V154H88ZM99 155V154H98ZM115 155V154H114ZM118 155V154H117ZM220 155V156H219ZM247 155V154H246ZM5 156V158H6V155H4ZM3 156V157H4ZM44 156H46V154L44 155ZM67 156H69V155H67ZM130 156V157H131ZM142 156V155H141ZM159 156V155H158ZM203 156V155H202ZM252 156V157H251ZM20 157H22V156H20ZM65 157H66V155H65ZM76 158H74V159H72L71 161H73L74 163H77V156H75ZM80 157V156H79ZM83 157V156H82ZM115 157H116V155H115ZM126 157H127V155H126ZM130 157H129V159H130ZM133 157V156H132ZM161 157V156H160ZM164 157V156H163ZM4 158V159H5ZM41 158H43V160H44V157H41ZM142 158V157H141ZM162 158V157H161ZM222 158H225V157H222ZM50 159H51V156H50ZM68 159L69 158H67L66 157V161H68ZM71 159V158H70ZM79 159H81V158H79ZM79 159H78V161H79ZM137 159V158H136ZM135 159V160H136ZM143 159V158H142ZM160 158H158V161L160 162V160H159ZM199 159H200V157H199ZM221 159V158H220ZM0 160H2V158L0 159ZM134 160V159H133ZM146 160V159H145ZM6 162H7V158H6V160H5ZM14 161H16V159L14 160ZM45 161V160H44ZM43 161V162H44ZM148 161V160H147ZM150 161V160H149ZM179 161V160H178ZM196 161V160H195ZM195 161H191V163L192 162H194L195 163ZM206 161V159L205 158H203L202 159V163H204ZM6 162L4 163V164H6ZM9 162H11V161H9ZM18 162V161H17ZM46 162V161H45ZM153 162H156V161H154L153 160ZM177 162V161H176ZM175 162V163H176ZM3 163V160H2V162L0 163V164H2ZM74 163H73V165H74ZM133 163L136 165V163L135 162H133L132 161V165H133ZM139 163V162H138ZM158 163V162H157ZM190 163V162H189ZM191 163H190V165H191ZM201 163V164H202ZM214 163H215V161H214ZM219 163V162H218ZM254 163V162H253ZM4 164H2V165H4ZM8 164V163H7ZM6 164V165H7ZM41 164H43L42 163V161H41ZM52 164L54 165V163L52 162ZM70 164V163H69ZM92 164V167H91V174H90V176H89V178H99L100 177V171L98 170V169H96V167H95V162H93V163H91ZM116 164V163H115ZM120 164V163H119ZM123 164V163H122ZM130 164V163H129ZM158 164H161V163H158ZM177 164V163H176ZM200 164V163H199ZM198 163H197V165H199ZM2 165H0V168H2L3 170H1L0 171V176H3L2 177V179L4 178L5 179V176H6V174H7V172L8 173H10V171H12L11 173L12 174H14L13 173V170L12 169H16V168H13L12 167V163H10V164H8L9 166H7L8 167V169H7V167H6V165H5V167H6V169H4L3 167H1ZM11 165V166H10ZM17 165V167H18V164H16ZM44 165H46L45 163H44ZM77 165L80 167H78L79 169H80V171H81V176L84 174V175H86V171L88 172V170H87V167H86V163L84 162V160L82 161V162H80V163H78V164H76V168H77ZM106 165V164H105ZM112 165V164H111ZM118 165V164H117ZM131 165V164H130ZM173 165H175V164H173ZM190 165H189V167H190ZM196 165V171L198 172L195 176H197V177H201V179H203V176H204V179L205 180H207V174H209V173H212L211 172V169L212 168H210L209 170H207L206 172H207V174H203V172H202V174L203 175H201V172H200V170L201 171H203V169H204V167H203V169H200L201 167L200 166H197ZM258 165V166H257ZM263 165V166H262ZM14 166H15V162H14ZM48 166V164L46 165V169L48 168L47 167ZM98 166V165H97ZM137 166V165H136ZM155 166L157 167V165L155 164ZM192 166H194L193 164H192ZM216 166V164L214 165V167ZM260 166V167H259ZM262 166V167H261ZM51 167H52V165H51ZM149 167H150V165H149ZM155 167V168H156ZM195 167V166H194ZM194 167H192V169H191V167H190V169H191V171H193V170H195L194 169ZM209 167V166H208ZM213 167V169H215ZM257 167H259V169H257ZM53 168H54V166H53ZM70 169H72L73 168V166L70 164V167H69ZM74 168H75V166H74ZM75 168V169H76ZM128 168V167H127ZM153 168V167H152ZM182 167H180V170H179V168L175 171V175L174 176H176L177 177V175L179 174V172L180 173H182L181 175H179V176H181V177H179L178 178V180H179V182H177L179 185L182 183L183 185H186L185 183L186 182H184L185 181V179H184V177H183V172H182V169H181ZM200 170H199V169ZM10 169V171H7V170H9ZM132 169L134 170V167L132 166ZM174 169H176L175 168V166H174ZM249 169V170H248ZM74 170V169H73ZM72 170V171H73ZM248 170V171H247ZM50 171V170H49ZM75 171H77V169L75 170ZM151 171V170H150ZM204 171H205V169H204ZM210 171V172H209ZM6 173V174H4L3 175V173ZM14 172H16V170H14ZM48 172V171H47ZM54 172L55 171H52L51 172V174H50V176L51 177H54V176H56L55 174H54ZM116 172H117V168H116ZM135 172V171H134ZM193 172H195V171H193ZM192 172V173H193ZM242 172V173H241ZM11 173H10V175H11ZM72 173V172H71ZM76 173V172H75ZM83 173V174H82ZM129 173H133V172H131V170H129ZM53 174H54V176H53ZM68 175H66L65 174V176H68V179H63L65 176H64V174H63V176H62V178H61V181H63V180H65L64 182H63V184H66V183H69V181H71V180H73V178L75 177H72V176H70L71 174H69V172L67 173ZM73 174V173H72ZM78 174H79V172H78ZM212 174H214V171H213V173ZM211 174V177H209V178H211V180H208V182H212V180L213 179H215V177H216V175H215V177H214V175H212ZM9 175V174H8ZM76 175V174H75ZM184 175H186V177L185 178H187L188 180H191V179H189V178H191L192 176H191V174H185L184 173ZM189 175V176H188ZM199 175V176H198ZM12 176V175H11ZM206 176V177H205ZM214 178H213V177ZM72 177V178H71ZM84 177V176H83ZM189 177V178H188ZM1 178V177H0ZM49 178V177H48ZM66 178V177H65ZM174 178V177H173ZM171 179L172 180V182L174 183V179ZM9 179V178H8ZM63 179V180H62ZM130 179H132V178H130ZM203 179V180H204ZM1 180V179H0ZM49 180V179H48ZM52 179H50L49 180V184H51L50 183V181H51ZM75 180V179H74ZM184 180V181H183ZM187 180V181H188ZM2 181V180H1ZM47 181V180H46ZM53 181V180H52ZM60 181V180H59ZM215 182H216V179L214 180ZM214 181L212 182V183H214ZM44 182V181H43ZM131 182H133V181H131ZM169 182V181H168ZM171 182V181H170ZM169 182V183H170ZM175 182V183H176ZM211 182H210V185H211ZM249 182V183H248ZM1 183V182H0ZM42 183V182H41ZM46 183V182H45ZM48 183V182H47ZM72 183V182H71ZM57 184H59V183H57ZM62 184V182L60 183V185H63ZM70 184V183H69ZM103 185L105 184V183H102ZM120 184V183H119ZM122 184H123V182H122ZM165 184V183H164ZM189 184V183H188ZM43 185H45V184H43ZM87 185H90V184H87ZM85 186L86 187V190L83 188V186L82 187H80L81 189L83 188V192H86L87 191V189H88V193L86 194L85 193V197L83 198L81 195V199L83 200V199H88L87 200V205H85V201H84V205L85 206H87V210H88V207H89V211L88 212H86V213H82L81 214V212H79V215L81 214V216H79L77 213V215L79 216H77L78 217V219L80 220L81 218H82V220H80L81 222L83 221V219L85 218V220L86 219H89L90 217L92 218V215H94L95 216V214H96V212H97V210H96V212L95 211H93L94 209H98V203H99V200H101V199H103V198H101L100 196H102V197H104V201H106V204H107V206H108V204H109V207H110V205H111V207L113 208V210L114 209H118L121 205H122V203H123V201H122V203H121V201H119V199L116 197V194L114 193L113 194V192H109L108 190L107 191H103V193L101 194V193H98V194H93V193H90V191H92V190H90L91 189V187L89 188V186ZM115 186H118V184H114ZM129 185H131V183L129 184ZM206 185H209L208 183L206 184ZM59 186V185H58ZM104 186H106V185H104ZM134 186V185H133ZM164 186V185H163ZM182 186V185H181ZM61 186H59V188H60ZM111 187V186H110ZM165 187V186H164ZM211 187H214V186H211ZM210 187V189H212L211 191L210 190H208L209 192H211L212 194H213V190H215L214 188H211ZM245 187V186H244ZM257 187L255 188V189H257ZM3 187H1V184H0V189L2 190V191H0V211L1 212H3L4 211V206L5 207H8V206H12L11 208L9 207V209H11V210H9L11 213H9L8 212V209H6L5 208V211H6V213H8V214H12L14 217H13V219H16V221H19L18 223H12V225H10V220H8L9 222H5V220L4 219H6V216H9L8 214H5V216L4 215H2V214H0V215H2V217H5V218H2V217H0V228H1V234L0 235H3L2 233L3 232H5V234L3 235V238H4V240H5V237L6 236H9L10 237V235H11V233H12V235H13V232L15 233V231H14V228L11 230V231H9L10 230V228L9 227H16V226H19V224H21L22 225V221H20V219H18L20 216H17L18 215V211L17 210H15V205H13L14 204V202H15V199H14V201H11V200H13V198H12V196H10L8 193H7V195L10 197V198H12L11 200L8 198V196L5 194L6 193V190L4 191L3 189H2ZM99 188V187H98ZM108 188V187H107ZM185 188V187H184ZM187 188V187H186ZM247 188V187H246ZM261 188H263V187H261ZM58 189V188H57ZM56 189V187H55V191L57 190ZM100 189V188H99ZM103 189H105L104 187H103ZM115 189H117V188H115ZM122 189V188H121ZM178 188H176V190H177ZM206 189V188H205ZM49 190V189H48ZM59 190V189H58ZM90 190V191H89ZM96 190V189H95ZM94 190V191H95ZM98 190V189H97ZM179 190V189H178ZM230 190V189H229ZM243 190H244V192H246L245 191V189L243 188ZM257 190H259V189H257ZM4 191V192H3ZM20 191V189H18V191L17 192H19ZM35 191V190H34ZM39 191V190H38ZM69 191H71V190H69ZM81 191V193H83ZM113 191V190H112ZM165 191V190H164ZM164 191H163V194H164V196H165V193H164ZM167 191V190H166ZM165 191V192H166ZM169 191V190H168ZM167 191V193L166 194H168L169 192ZM179 191H181V190H179ZM187 191H188V189H187ZM202 191V190H201ZM231 191V190H230ZM2 192L4 193V195L2 194ZM16 192V193H17ZM54 192V191H53ZM100 192V191H99ZM131 192H134V190L132 189L131 190ZM216 191H214V193H215ZM232 192V191H231ZM240 192V191H239ZM243 192V193H244ZM15 193V194H16ZM48 194L50 193V190H49V192H47ZM69 193V192H68ZM112 193V194H111ZM135 193V192H134ZM137 193V192H136ZM141 193H143V192H141ZM160 193H162V190H160V192H159V194ZM207 193V190L206 191H204V193L203 194H206ZM235 193V192H234ZM242 193V194H243ZM32 194H33V192H32ZM35 194V193H34ZM40 194V193H39ZM56 194V193H55ZM55 194H54V196H53V198H55ZM84 194V193H83ZM101 194V195H100ZM139 194H140V192H139ZM138 194V195H139ZM144 194V193H143ZM162 194V195H163ZM202 194V195H203ZM210 194V193H209ZM209 194H207V195H209ZM232 194V193H231ZM236 194H237V192H236ZM3 195V196H2ZM17 195H19V194H17ZM75 195V194H74ZM130 195V193H129V191H128V196ZM132 195V194H131ZM131 195H130V197H131ZM161 195V196H162ZM21 196V197H20ZM35 195H33L32 197H34ZM115 196V197H114ZM119 196H121L120 194H118V197ZM126 196V195H125ZM133 196H135V197H133ZM133 198L135 199L137 196L135 195V194H133ZM143 196V195H142ZM156 196H158V194L156 195ZM205 196V195H204ZM213 196V195H212ZM216 195H214L213 196V200H214V198H215V200H214V202L215 201H217V198H218V195L215 197ZM7 197V198H6ZM18 197H20V198H18V199H21L22 198V195L20 194ZM47 197V196H46ZM123 196H121V198H122ZM141 197V196H140ZM139 197V198H140ZM159 197H160V195H159ZM171 197V196H170ZM36 198V197H35ZM43 198V197H42ZM65 198V197H64ZM64 198H63V202H64ZM73 198H75L74 196H73ZM132 198V199H133ZM138 198V200H140ZM143 198V197H142ZM196 198V197H195ZM195 198L193 197V199H194V201H195ZM17 199V200H18ZM31 199V198H30ZM51 199V198H50ZM126 199V198H125ZM125 199H123L124 201H125ZM137 199V198H136ZM135 199V200H136ZM162 199V198H161ZM205 199V198H204ZM203 199V200H204ZM209 199H210V197H209ZM3 200V201H2ZM8 200V201H7ZM21 200H23V199H21ZM21 200H18L19 201V204H21L20 202H21ZM35 201H36V199H34ZM34 200H33V202H34ZM38 200V199H37ZM40 200V199H39ZM52 200V199H51ZM50 200V201H51ZM69 200V199H68ZM71 200V199H70ZM69 200V201H70ZM121 200V199H120ZM127 200V199H126ZM142 200V199H141ZM144 200V199H143ZM169 200H170V198H169ZM25 201V200H24ZM23 201V203H25V205H26V202H24ZM28 201V200H27ZM47 201H49V200H47ZM133 202H135V204H136V202L137 201H134V200H132ZM171 201V200H170ZM4 204V205H2V203ZM5 202V203H4ZM52 202V201H51ZM51 202H49V203H51ZM72 202V201H71ZM70 202V203H71ZM74 202V201H73ZM102 202V201H101ZM161 203H162V201H160ZM31 203V202H30ZM45 203H48V202H46L45 201ZM66 203V205L67 206H65V205H63V208H64V206H65V208H64V210L61 212V213H63L62 214V219L63 220H65V218L68 216V214L69 213H73L74 215H76L75 214V211H78L79 209L81 210V206H84V205H81L80 207L79 206H77V207H79V208H77V207H74V205L72 206V208H70V206L72 205H70L69 207H68V204H67V202H65ZM78 203H80V202H78ZM105 203V202H104ZM125 203V202H124ZM137 203H139V201L137 202ZM165 203V202H164ZM198 203H199V201H198ZM262 204L260 205V207L259 206H256V208H254V210L255 209H257V207H258V209H260L259 211H260V213H262V214H264V203L263 202H261ZM10 204V205H9ZM32 204V203H31ZM43 204V203H42ZM102 204V203H101ZM147 204H149V203H147ZM166 204V203H165ZM164 204V205H165ZM7 205V206H6ZM25 205H23L22 206V204H21V210H22V214H23V217H24V219H25V221H27V219L29 218L28 216H27V218H26V215H28V214H31V220L33 221V223H34V221L36 220V219H39V218H43L44 219V217L46 218V216L47 215H49V214H51L52 215V217H50V219H49V221L48 222H50L51 221V219L54 221V222H56V226L55 227H51V229H48V230H45V235H44V238L46 239V241H47V243H46V246H48L49 245V247L50 248H52V246H54V245H56V243H58V240H55V239H58L59 238V236L58 235H56L57 234V231H58V229H59V227H60V225H59V217L58 216H56V213H55V209H54V207L53 206H51V205H48L47 207L44 205V206H42L41 207V205H40V207H39V209H37V211H35V212H33V211H31V212H33V213H31L30 211H29V208H27V207H25ZM104 205V204H103ZM142 205V204H141ZM146 205V204H145ZM163 205V204H162ZM163 205V206H164ZM33 206H34V203H33ZM60 206L62 207V205L60 204ZM123 206H124V204H123ZM122 206V207H123ZM126 206V205H125ZM135 206H137V205H135ZM147 206V205H146ZM162 206V207H163ZM24 207V208H23ZM35 207V206H34ZM121 207V208H122ZM165 207H167V206H165ZM26 208V209H25ZM62 208V209H63ZM99 208H100V206H99ZM105 208V207H104ZM129 208V207H128ZM127 208V206L126 207H123L122 209H124V210H121V211H124L125 212V210L126 209H128ZM136 208H138V207H136ZM28 209V210H27ZM32 209H33V207H32ZM83 209H84V207H83ZM131 210L133 209L132 207L130 208ZM151 211H152V209H151V207L149 208ZM149 209H148V211H149ZM249 209V208H248ZM27 210V211H26ZM110 210V209H109ZM131 210H127L125 213H123L124 215V217H126V216H130V214H132L133 212V210H134V212L136 211V209H133L132 211ZM142 210V209H141ZM144 210V209H143ZM142 210V211H143ZM247 210V209H246ZM5 211H4V213H5ZM28 211L30 212V213H28ZM91 211H93V212H91ZM110 211H112V210H110ZM128 211H131L132 213H128ZM139 211V210H138ZM160 211V210H159ZM16 214H15V213ZM92 213V215H91V213ZM101 212H102V209H101ZM113 212V211H112ZM144 212H145V210H144ZM147 212V211H146ZM235 212V211H234ZM28 213V214H27ZM95 213V214H94ZM109 213V212H108ZM108 213H106V214H108ZM114 213V212H113ZM119 213V216L121 215L120 214V212H118ZM122 213V212H121ZM136 213V214H135ZM135 213H133V215H131L132 217L134 216V218L132 219L131 218V222H133L132 220H134V222H141L142 220L143 221H145V220H147V219H143L142 217H141V214L143 213H140V212H135ZM140 213V214H139ZM73 214H72V216H73ZM110 214V213H109ZM117 214V213H116ZM116 214H114L115 215V217H116ZM149 214V213H148ZM166 214H168L167 212H166ZM25 215V216H24ZM97 216H98V214H96ZM102 215L103 214H101V216H98V217H102ZM143 216H144V214H142ZM258 215H261V214H259V212H258ZM15 216H17L18 218H16ZM71 216V215H70ZM69 216V217H70ZM110 216V215H109ZM253 216H255V215H253ZM253 216L251 215V216H243L242 218H241V225H239L237 228H236V230H235V233H236V235H240L241 236V238H243L244 236L243 235H241V234H246V239H238V240H240V241H238V243H237V245H236V248L235 249H233L234 251H233V253H231V257L229 258L230 260H228V262L227 263H224V264H236L237 262H241V263H252V264H264V224L262 225V219H263V215H262V218L261 219H257V220H255L256 218H257V216H255L254 218H253ZM10 217V216H9ZM8 217V218H9ZM63 217H65V218H63ZM68 217V218H69ZM76 217V218H77ZM87 217V218H86ZM89 217V218H88ZM106 217V216H105ZM114 217V216H113ZM122 217V216H121ZM210 217V216H209ZM214 217V216H213ZM212 217V218H213ZM1 218L3 219V221L1 222ZM21 218V217H20ZM76 218L74 219V220H76ZM119 218V217H118ZM117 218V219H118ZM127 218H130V217H127ZM9 219H11L12 220V216L9 218ZM55 219V220H54ZM96 218H94V220H95ZM114 219H116V218H114ZM122 219V218H121ZM211 219V218H210ZM30 220V219H29ZM62 220V221H63ZM74 220H72V221H74ZM93 220V221H94ZM104 220H106V219H102V218H100V220L98 219V221L99 222H105ZM107 220H109V219H107ZM13 222H14V220H12ZM41 221V220H40ZM72 221H70V222H72ZM93 221H91V222H93ZM96 221V220H95ZM94 221V222H95ZM122 221H123V219H122ZM3 222H5V223H3ZM47 222V223H48ZM52 222V221H51ZM76 222H77V220H76ZM93 222V223H94ZM97 222V221H96ZM94 223V224H96L97 225V223ZM98 222V224L99 225H101L100 223ZM133 222V223H134ZM177 221H174V223H176ZM3 223V224H2ZM53 223V222H52ZM116 223V222H115ZM178 223V222H177ZM180 223V222H179ZM263 223H264V220H263ZM2 224V225H1ZM16 224H18V225H16ZM35 225H36V223H34ZM51 224V223H50ZM55 224V223H54ZM64 224V223H63ZM81 224V223H80ZM27 226L26 227H28V224H26ZM30 225V224H29ZM130 225V224H129ZM132 225V224H131ZM49 226V225H48ZM90 226V225H89ZM92 226H93V224H92ZM102 226V225H101ZM116 226H118V225H115V227ZM22 227V226H21ZM24 227V226H23ZM65 227V226H64ZM102 227H104V225L102 226ZM113 227V226H112ZM176 227V226H175ZM190 227V226H189ZM188 227V229L190 230H192V228L190 227L189 228ZM8 228V230H6ZM17 228V227H16ZM18 228H20V226L18 227ZM66 228V227H65ZM64 228V229H65ZM88 228V227H87ZM96 228H98V227H96ZM111 228V227H110ZM92 230L94 229V228H91ZM105 229V228H104ZM114 229V228H113ZM187 228L186 229H181V231L182 230H185L186 232H188L187 230H188ZM66 230V229H65ZM85 230H87V229H85ZM212 230V228H209L207 231H206V234L208 235L207 237H209L208 239L210 240V242H209V244H210V248H209V251H212L213 253L216 251V250H214V248H215V245L216 244H220V242H218V240L220 239V240H223L222 239V236L220 237V236H218V237H220V238H212V232L213 231H211ZM6 231H9L7 234H9L10 232V235H7L6 234ZM87 231H90V230H87ZM86 231V232H87ZM94 231V230H93ZM98 231V230H97ZM103 231V230H102ZM185 231H182L181 233H184ZM194 231V230H193ZM192 231V233L190 234V232L188 233L189 234V236L190 235H192L194 232ZM92 232V231H91ZM75 233H77V232H75ZM64 234V233H63ZM73 234V233H72ZM11 235V238L13 237L14 239V241L16 240V237L18 236V234H17V236H16V233H15V235L14 236H16V237H14V236H12ZM42 235H43V232H42ZM41 235V236H42ZM55 235L56 236H58L57 238L55 237ZM65 235V234H64ZM113 235V234H112ZM150 235H152V233L150 234ZM233 235H234V231H233ZM236 235H234V236H236ZM41 236H39V237H41ZM68 236V235H67ZM79 236H80V234H79ZM86 236V235H85ZM193 236L194 237H196L195 236V234H193ZM192 236V237H193ZM243 236V237H242ZM9 237H7L6 239V241H7V243L8 242H10V244H11V239H8ZM19 237V236H18ZM17 237V240L18 239H20V240H18L21 244H18V245H21L23 248H24V250L26 249V251L28 250V249H30L29 248V245H28V247H27V242H26V240L25 239H21V238H18ZM55 237V238H54ZM193 237V238H194ZM207 237H205V238H207ZM2 240H3V238H2V236L0 237ZM76 238V237H75ZM77 238H79V237H77ZM76 238V239H77ZM112 238V237H111ZM182 238V237H181ZM200 238V237H199ZM1 239H0V242H1ZM41 239V238H40ZM61 239V238H60ZM114 239H115V237H113V242L115 243V241H114ZM149 239H151V238H149ZM195 239V238H194ZM202 239V238H201ZM200 239V240H201ZM218 239V240H217ZM10 240V241H9ZM13 240H12V242H13ZM21 240H25V241H23V242H25L24 243V245H26V247H24V245H22V241ZM29 240V239H28ZM93 240V239H92ZM106 240V239H105ZM152 240V239H151ZM158 240V239H157ZM184 240L186 241L187 239H185L184 238ZM196 240V239H195ZM205 240V239H204ZM18 241H17V243H18ZM97 240H95L94 239V241L93 242H96ZM100 240L98 239V241L96 242V243H98ZM116 241H118L117 239H116ZM198 241V240H197ZM206 241H208V240H206ZM205 241V242H206ZM42 242V241H41ZM90 243H91V241H89ZM105 242V241H104ZM184 241L181 239V241H180V244L181 243H183ZM203 242V241H202ZM218 242V243H217ZM3 243H4V245H6V243H5V241H3ZM3 243H2V246H4L3 245ZM14 243V242H13ZM12 243V244H13ZM28 243H30L31 244V242L29 241ZM110 243V242H109ZM153 243V242H152ZM178 243H179V241H178ZM185 243V242H184ZM183 243V244H184ZM200 243H201V241H200ZM199 243V244H200ZM10 245V246H13V245ZM14 244H16V243H14ZM36 244V243H35ZM48 244V245H47ZM79 244V243H78ZM83 244V243H82ZM157 244V243H156ZM179 244V245H180ZM203 244H204V242H203ZM206 244H207V242H206ZM33 245V244H32ZM32 245H30L31 247H32ZM42 245H44V244H42ZM77 245V244H76ZM119 245V244H118ZM158 245V244H157ZM162 246H163V244H161ZM197 245H198V242H197ZM0 246H1V244H0ZM8 247H9V244L7 245ZM7 246H5L6 248H7ZM16 246V245H15ZM150 246H151V244H150ZM150 246H148V247H150ZM162 246H160L161 248H158L157 250L159 251V249H160V251H163V247ZM19 247V246H18ZM78 247V246H77ZM76 247V248H77ZM94 249H96V248H98L97 250H99L100 251V253L98 252V254H96L95 253V255H91V254H93L95 251H93L92 250V252L91 253H89L88 251H91V250H88L87 251V249H86V251L84 250V249H82V248H80V251H78V252H75V253H77V255H75L74 256V253H73V247H71V248H69V250H67L68 252H67V254L69 253V255L67 256V258H64L63 256H65L64 254H66V253H63V256H61L62 254H60V256L61 257H59V258H61L63 261H64V263H68V261L69 260H71L72 261V256H74V258H73V261H74V264H112V261L116 258V256H121L122 254H119V251L121 252V253H123L124 252V249L123 250H121V249H119L118 247H117V245H111V243L110 244H104V243H99V244H96V245H93L92 246ZM153 247V246H152ZM151 247V248H152ZM159 247V246H158ZM164 247H167L166 246V244H165V246ZM179 247V246H178ZM197 247H199V248H201L202 249V247H200V245L199 246H197ZM207 247V246H206ZM234 247H235V245H234ZM233 247V248H234ZM0 248H4V247H0ZM23 248H21V249H23ZM28 248V249H27ZM33 249H34V247H32ZM48 248V247H47ZM91 248V247H90ZM121 248H123V247H121ZM150 248V249H151ZM155 247H153V249H154ZM177 248V247H176ZM174 249L175 250V256L177 257L178 255H181L183 252H184V250H186V247L184 246V245H180V247L178 248V249ZM70 249H72L71 251H72V253L70 252ZM78 249V248H77ZM77 249H75V251L77 250ZM92 249V248H91ZM150 249H149V251H150ZM62 250H63V248H62ZM79 250V249H78ZM165 250H166V248H165ZM34 251H35V249H34ZM82 251V254L80 253ZM84 251L87 253H89V254H86V256H87V258H85V256H83V253H84ZM155 251V250H154ZM157 251V252H158ZM169 252H171V250H168ZM203 251V250H202ZM201 251V252H202ZM28 252V251H27ZM31 252V251H30ZM36 252H38V250L36 251ZM51 252H52V249H51ZM61 252V251H60ZM64 252V251H63ZM66 252V251H65ZM164 252H166V251H164ZM164 252H161V253H163V254H160V256L161 255H164ZM31 253H33V251L31 252ZM62 253V252H61ZM154 253V252H153ZM172 253V252H171ZM171 253H169V254H171ZM18 254V253H17ZM22 254V253H21ZM20 254V257L22 258V255ZM29 254V253H28ZM34 255H35V252L33 253ZM37 254V253H36ZM42 253H40V255H41ZM158 254V253H157ZM201 254H204V253H201ZM200 254V251H199V255H201ZM207 254V253H206ZM233 254V255H232ZM15 255V254H14ZM19 255V254H18ZM17 255V256H18ZM30 255H32V254H30ZM29 255V257H31ZM54 255L56 256V254H55V252L53 253V256H52V254H51V256H52V258L54 257ZM82 255V256H81ZM89 255H91L92 257H90ZM143 255V254H142ZM154 255V254H153ZM17 256H13V257H11V258H9L8 260H11L12 259V262L14 261V264H17L16 262H21L22 260L21 259H18V261H17V259H16V257ZM24 256V255H23ZM89 256V257H88ZM165 256V255H164ZM19 257V256H18ZM28 257V256H27ZM35 257H38V254H37V256H35ZM34 257V258H35ZM115 257V258H114ZM155 257H156V255L154 256V259H155ZM163 257V256H162ZM162 257H160L161 259H163ZM187 257V256H186ZM14 258L16 259V260H14ZM40 258V257H39ZM48 258H50V259H45V260H43L44 261V263H45V261H47L48 262V260L49 261H52L51 259V257H48ZM55 258V257H54ZM53 258V259H54ZM157 259H159V257L157 256L156 257ZM188 258V257H187ZM26 259H28V258H26ZM30 259H31V261H30ZM29 259V261H30V264H31V262H33L32 260H34L33 258H30ZM36 259H38V258H36ZM42 259H43V257H42ZM154 259L152 260L153 262H154ZM21 260V261H20ZM117 260V259H116ZM120 260V259H119ZM16 261V262H15ZM27 263H28V261L27 260H25ZM43 261H40V264L41 263H43ZM159 262L157 263L156 261V264H160V260H158ZM163 261V260H162ZM23 263V261L21 262L22 264H27V263ZM56 262H59V261H56ZM114 262V261H113ZM154 262V263H155ZM165 262V261H164ZM164 262H163V264H164ZM63 263V264H64ZM70 263H72V262H70ZM166 263V262H165ZM178 263V262H177ZM10 264H11V261H10ZM13 264V263H12ZM48 264H51V263H49L48 262ZM73 264V263H72ZM114 264V263H113ZM162 264V263H161ZM173 264V263H172ZM181 264V263H180ZM240 264V263H239Z\"/></svg>",
    "mask_w": 264,
    "mask_h": 264
}]
</instances>
